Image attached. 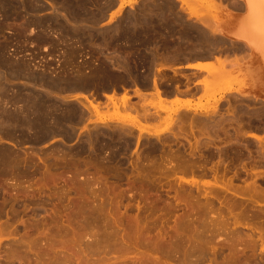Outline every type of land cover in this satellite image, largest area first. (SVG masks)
I'll return each instance as SVG.
<instances>
[{
	"label": "rangeland",
	"instance_id": "obj_1",
	"mask_svg": "<svg viewBox=\"0 0 264 264\" xmlns=\"http://www.w3.org/2000/svg\"><path fill=\"white\" fill-rule=\"evenodd\" d=\"M53 3H51V2ZM60 1V2H59ZM78 1V0H77ZM85 1V2H84ZM92 1V2H91ZM100 1H102V3L101 2H99V0H98V2H97V0H96V3H95V0L93 1V0H79L78 2H75L74 4H75V6H78V9H81V10H83V11H81V14L84 16H82L81 15V18H83V19H81V18H74V19H77L76 21L78 22L80 19H81V21H80V24H81V26H80V24H77V25H75L74 23L75 22H73V21H75V20H73L71 23H67L66 25H68L67 27H70L71 28V31H73V32H76L77 34H75V37L76 36H78V37H81L82 38V40L81 41H83V42H80L79 43V41L78 40H75L74 38H73V40H72V43L73 44H71L70 42L71 41H60L59 42V40L58 39H60L61 38V34H59L58 35V33H55V32H52L51 30H50V32L48 33V31H44V32H42V33H44L45 34V32L47 33V34H49L48 35V37H49V39L47 40V41H37L35 38H37L38 36H39V33L41 32L40 30H41V28H40V26H43V25H45V24H47V23H49V20L51 21H54V19H56V18H60V19H62V16L63 15H65V11H64V9L62 8L63 7V3L61 2V0H56V1H52V0H49V1H47V0H37L36 2H35V5H34V8L37 6L38 8H33L32 10H31V12L33 13V14H31V12L29 13V16H28V18L30 19V20H34V24L32 23V25H30L28 28H26V30H25V32H24V34L26 35V39H27V41H28V43L29 42H31V43H33L32 45L29 43H27V41L25 42V43H23L24 41L21 39V41L20 40H18L13 34L15 33V30H12V29H16V27L15 26H17V24L20 22L19 20V22L18 21H16V20H12V19H9V20H7V23H9V24H7L6 23V20L4 21V19L2 20L1 18H0V23L2 24V26L4 27V30H6V31H4L3 30V32H1L0 33V41H2V43L0 42V44L2 45V44H8L9 43V45H7L8 46V48H10V49H8L7 48V50H8V52H7V50H6V56L8 55L9 56V59H12V60H18L19 59V61L20 60H23V62H27V63H29L28 61H30V63L32 64H30V66H32V67H34L35 69H37L38 70V68L40 69V68H43V69H48L47 71L48 72H51L53 75H57V74H60L61 73V71H62V74L66 71V73L65 74H67V76H69V77H71L72 76V78L74 77V75H73V73L75 74V75H77L76 77L78 78V77H81L82 76V74H84L85 76L86 75H88L87 77H89L88 79H90V80H92L93 79V81L94 82H104V80H105V82H107L108 80L109 81H112V79L114 78H117V77H119L118 79H120L121 78V80L122 81H120V85L122 86V88L120 87V85L118 84L116 87H117V90L115 89V95H114V97L117 95V97H119V95H120V97H122V95H123V93L124 92H127V95H128V97L129 96H131L130 98H132V99H130L129 98V101H130V103H132L131 105L133 106V105H135V104H137L138 102L140 103L141 102V100L143 101V99L144 98H141V97H145V96H143L146 92H147V90H148V92H150V93H152L153 91H154V93L157 91V90H159V89H161V90H163L164 88V90H166V88H167V91L168 92H160V90H159V93H164V94H162V96L163 97H166V98H168V96L170 97L171 95H170V93H173V90H174V87L176 88V87H178L179 88V90L180 91H185V89L188 91H186L189 95V97H191V98H189L188 100V103H187V100H185V102L184 101H182V104H180V103H177V102H173V100H170L169 98V100L168 99H166V101H163L164 102V104H162V105H164L165 106V109L167 110L168 108L169 109H171V108H173L171 111L168 109L167 110V114H169V115H163V113L165 112L166 113V110L165 111H163L164 110V107L163 106H160V104L158 103V105L157 104H155V107H153L154 106V104H151V100L152 99H150V98H147V100H149L148 101V104L150 103V106H152V107H150L147 103V105H146V108H148L147 110H149V111H147V113H148V115H146V117L147 116H149V117H147L148 118V121H147V124H145L146 123V121L145 120H147V118H145V117H143L142 116V114H143V111H144V109L142 110V108H145V106L143 105V103H144V101L145 102H147V100H145L144 99V101H143V103L141 104L142 105V108H141V106H140V104L138 103V105H139V107L141 108H139V107H137L138 108V110H142V112L140 111V113H141V121L142 120H144V121H142V124L143 125H147V128H146V130L149 128V129H151V130H148L149 132H152V133H149L148 131H146V130H144L143 132H142V134H143V136L142 137H140L142 134H141V132H139L138 131V129L136 130V128L133 126V130H131V131H126L125 133H123V135H122V139H121V135L120 134H122V132H124L125 130H126V128H127V126L128 127H132L131 126V122L129 121L130 119V117H132V116H135L136 114L135 113H137V112H133V110H132V113H134V114H132V113H130V112H125L124 110H122V108H118V109H116V110H114L115 108L113 107V104L111 103L112 101L110 100V96L111 97H113L112 95H113V93H114V90H113V88L112 87H109V89L108 88H106V90L105 89H102V90H100L99 92H98V94H99V96L97 97V100H95L96 99V97L94 96V102H93V100H92V98H91V96H89V93H91L92 92V90L94 91L95 89H90V90H74L73 92L71 91L70 93H69V95H68V93H66V94H61V95H67V96H72V97H74V96H76L77 97V99L78 100H83L84 102H85V104L87 103L88 104V106L92 109V104L90 105V102L91 103H93V105H97V104H101V106L102 105H104V106H102V107H99L100 108V111L101 112H98V113H101L100 115H98L97 113H96V116L94 115V117H96V118H94V117H92V119H89V120H85V121H83L84 122V124L82 123V124H80L81 125V130H79L80 129V126H78V130H76V131H78V132H76L77 134H79V133H85L84 131L90 126V128H88L86 131L89 133V132H91L92 130H90L91 128H93L94 127V124L95 123H93V122H96L97 124L98 123H100V124H98V126L97 125H95V127H94V130L93 131H95V128H96V130H99V129H101L100 130V132H101V137H102V139L104 140V144L106 145H108V144H111V146L113 145H118V146H123L122 147V149L123 150H121L120 151V153H122V155H120V153H119V156H118V160L117 161H112V163H108V162H106V160H105V162L106 163H104V162H102V160H92V159H88V157H87V154H83V155H85V158L84 157H82L83 159H84V162H83V166H84V169L86 168H90V166H91V168L90 169H92V170H95V167H93L95 164L97 165V166H99L100 164L99 163H101V169H108L107 171L108 172H110L111 170V172L110 173H112L113 172V170L114 169H118V170H121L122 172H119L118 170H114V171H116V172H113V174H116V173H118L119 172V175H112L111 177L112 178H110V173H109V175H107L105 172H107V171H105L104 172V169L103 170H99L100 168V166L99 167H97L96 168V170L94 171L95 173H93V171L92 170H86V171H84L83 173H82V176H77L76 178L74 177V176H71V174H69L70 172H71V169L70 168H72L73 167V165H74V163H76V162H74V163H71V166L69 167V168H67L68 167V164H70L69 162L67 163V166H63V164H62V167H60V168H58L57 169V171L59 172V173H57V176L58 177H60L59 176V174L62 176V178H61V180L60 179H56L57 177L56 176H54V175H56V173H55V169H54V166H52L53 164V160L51 159V161H50V157L52 158V152H53V146H56V145H60L61 144V142H62V144H61V146H63V147H68L67 149L68 150H71V149H74V146L76 147V145H77V143L79 142V140H78V136H76V137H73L72 139H70L69 141H68V144H67V141L65 142V141H63L60 137H57L58 139H55V138H51L50 137V139H44L41 143L39 142V143H33V145H32V142H30V141H27V143H26V141H22L23 143H20L19 142V144H18V142H16V141H14L13 140V142H12V140H9V139H3V141H2V139H0V147L1 146H3V147H1L0 148V150L2 149V151L4 150V152H7V153H10L11 151V153H12V155H14V156H16V154L17 155H20V156H18L19 158H22V159H24V158H26V156L28 155V154H31L32 152V154H34V151L36 152H38V150H39V153H35V156H37L36 154H38V158L37 157H33L34 155H32L31 157L32 158H30V156H29V158H30V164L29 163H27V165H25L24 166V162H22V164L23 165H21L22 166V168L21 169H25V171L28 173V174H25V172H23L24 174H22L21 175V173L20 174H18V176L16 177L17 179L19 178V180H20V184L18 183L19 181H14V179L15 178H13V177H11V176H13L14 174L9 170V169H7V167H5V170H4V167L3 166H1L0 168H2V170H0V174H2L3 172H5L4 173V175L6 176V175H8V177L6 178V177H4L3 176V174L2 175H0V196H1V198H0V210H2V211H0L1 212V214L0 215H2V216H0V261L2 262L3 260H6L7 259V256L9 257L10 256V254L12 255V253L14 252V253H16L17 251H18V249H17V251L15 252V251H13L14 249H16V245L18 244V246H19V243H20V245H22V247H20L21 248V251L19 250L18 251V253H17V255H16V257H18V262H20L19 260L20 259H22L21 260V262L20 263H16L17 261L15 260V259H17V258H15L13 255L11 256L13 259H14V261H13V263L14 264H21V263H23V264H36L35 262H45L46 261V258H50V261H49V259H47L48 260V262H50L49 264H57V262L56 261H54V260H57L58 261V258L57 257H59L60 255H63V254H66L67 252H66V248H67V250H68V252H69V256H72L73 258H71V257H68L67 258V261L65 262L64 261V264H72L73 262L72 261H74V263L75 264H112V263H115V264H118V262L120 261V262H122L123 264H125L126 262L127 263H134V264H142V262L141 261H143V264H144V262H146V260H148L149 261V263H150V261L153 259L152 257H154V260L156 259L157 261L159 260V261H162V263L161 262H159V264H164V261H165V264H166V262H167V264H177V262L175 263V262H173V259L176 257L177 258V256L178 255H183V253H181L182 252V250H181V252H180V254L179 253H174V249H171L172 247H171V245L172 244H174L173 243V238L174 237H178L179 235H177V234H179V233H177L178 231H179V229L181 230L182 229V226L184 225L183 223L185 222V220L186 219H188L189 217H190V212L188 213V210H186V207L185 206H187L186 204H185V202H187V203H190L189 204V206L190 205H192L193 204V206H192V208L194 209V210H196L197 208L196 207H200L199 209L200 210H198L197 209V211H194V212H200L201 213V208H203V210L205 209V211H206V209H208V206H206L205 207V205L204 206H202V204L204 203V201L205 202H207V203H205V204H209L210 202L209 201H207V200H209L210 199V201L212 200L213 201V203H214V200H215V203L214 204H216L217 202L219 203H221V202H223L224 200H227V198L228 197H230L229 196V194H226L224 191H220L219 190V192L217 193V191H218V189L217 188H219L220 186H222V185H220V182L222 183V182H230L229 184H231V186L233 187V185H232V183L231 182H233V184H234V188H235V185H237L238 186V188H239V186H240V191H241V187H242V190L243 191H241V194H239L238 192H240V191H238L237 189H235L234 190V188H232L230 185V187H231V189L229 188V190H231L232 192L234 191V192H236V198L234 197V200L233 199H230L229 201L227 200L226 201V203L228 204L229 202H231V203H229L230 205H231V207H232V204H235L236 206L235 207H238V210H236V208H234V205H233V209H234V213H236L237 211H239V210H241V211H244V213H243V215H245L246 216V218L244 217V220L243 221H241V223H245V224H247L248 225V227L250 228L251 227V229L253 228V230L252 231H254V232H252V237L254 238H252L253 240L252 241H249V239L247 240V237H245L246 239L243 241V239L242 238H238L237 237V235H235L234 236V234H235V231H234V234L232 233L231 234V232H233L232 230H233V228H231L232 226H233V222H232V220L234 221V219L233 218H230V216H229V214H228V217H225V218H227V222H228V224H227V227H230L231 225V227L228 229L227 228V230L229 231V233H227L228 231L226 230V228H224L223 227V229L225 230H222V231H224V232H222L221 231V229L219 230V232L218 231H216V233L218 232V235L214 232L215 231V228L213 229V232H214V234L215 235H213V236H216V237H213L212 235H207V236H210V237H213V238H215V240H213L212 242H211V244L214 246V245H217V246H215L216 248L218 247V246H221L222 244V248H223V246H224V248L222 249L221 247H219V251H216L215 250V247H214V249H213V253L216 251L217 253L219 252V255L215 252L214 253V255L215 254H217V257L218 258H220V259H215V258H217V257H215L214 256V260H213V262H214V264H216V263H218V264H223V263H220V262H222L223 260H222V258L224 259V253H227L228 254V252H225L226 251V247H228V246H225V245H227L228 243V240L229 239H233V241L236 239V238H238L237 239V242H235V243H237L236 245V247L238 248V250L237 251H239L240 249H239V247L242 245V247H240V248H244L242 251L243 252H245L246 251V254L248 255V257H247V255H246V258H245V253L243 254L242 252H240L242 255H244L243 257H242V255L239 253V252H237V254L239 253L240 254V256L244 259L245 258V260H247L248 261V258H250L249 259V262H245L243 259H242V261L244 262L243 264H247V263H249V264H264V242L261 244V242H262V240H256V239H260V235L262 234L260 231H262V230H264V143L262 142V143H259V142H257L256 140V130H255V126H256V121H257V115H256V102H254V101H252V100H250V99H247V98H244L243 96H241V95H239V94H235V93H231V95L230 94H228L227 96L226 95H223L224 93H225V91H226V89H224V88H222V87H220V88H218L216 85H217V80H213L212 79V81H214V83H212L211 84V87L209 86L210 84V82H206L204 85H203V89L201 90V89H197V90H195L194 91V88H192L193 86H192V82H193V80L195 79V77L190 73V72H187V71H181V70H177V66H179V65H182L188 58H191V56H193L194 54H198V53H202V52H200V50L202 51L203 50V46L201 47V45L196 41V39H198V31H199V29L197 28V27H195V26H193V24L191 23V21L190 20H186V19H184L182 16H180V14H178V6H177V2H175L174 0H148L147 2H145V0L143 1H141V2H137L136 0H132V1H129V2H125V1H123V2H121L120 4H118V0H100ZM113 1H116V3H114ZM136 1V2H135ZM55 2H58L57 3V5H56V3ZM106 2H108L107 3V5L105 4ZM135 4V5H130V6H132L131 8H125V6L124 5H129V4H133V3ZM144 2L146 3V4H144ZM152 2V3H151ZM161 2V3H160ZM168 2V3H167ZM38 3V4H37ZM51 3V4H50ZM61 3V4H60ZM112 3V4H111ZM114 3V4H113ZM151 3V4H150ZM42 4V5H41ZM80 4V5H79ZM88 4H91V5H88ZM93 4V5H92ZM97 4V5H96ZM99 4V5H98ZM105 4V5H104ZM109 4V5H108ZM111 4V5H110ZM141 4V5H140ZM153 4V5H152ZM157 4H158V6H157ZM161 4V5H160ZM50 5H52V6H50ZM55 5V6H54ZM59 5H60V7H59ZM86 5V6H85ZM96 5V6H95ZM100 5H102V6H100ZM112 5H113V7H112ZM157 7H156V6ZM160 5V6H159ZM56 6H58V7H56ZM62 6V7H61ZM91 8H89V7ZM99 6V7H98ZM105 6L107 7L108 6V8H105ZM165 6V7H164ZM56 7V8H55ZM103 7V8H102ZM112 7V8H111ZM120 7H122V8H120ZM150 7V8H149ZM168 7H170V8H168ZM61 8L63 9L62 11L64 12H62L61 11ZM98 8H99V11H98ZM139 8V9H138ZM158 8V9H157ZM160 8V9H159ZM38 11H37V10ZM42 9V10H41ZM95 9H97V10H95ZM121 9V10H120ZM153 9V10H152ZM174 9V10H173ZM33 10H35V12L33 11ZM104 10V11H103ZM101 11V12H100ZM104 13H103V12ZM168 11V12H167ZM96 12H97V14H96ZM154 12V13H153ZM156 12V13H155ZM35 13V14H34ZM88 15H87V14ZM99 13V14H98ZM103 13V14H102ZM144 13V14H143ZM146 13V14H145ZM159 13V14H158ZM93 14V15H92ZM166 14V15H165ZM31 15H33L34 17H32ZM53 15V16H52ZM55 15V16H54ZM59 15V16H58ZM95 15H98L97 17H95ZM101 15H103V16H105V17H103V16H101ZM126 15V16H125ZM131 15V16H130ZM178 15V16H177ZM61 16V17H60ZM86 16H90L91 18L90 19H86L87 17ZM101 16V17H100ZM122 16V17H121ZM160 16V17H159ZM162 16H163V19H162ZM169 16V17H168ZM50 17V18H49ZM93 17H94V19H93ZM98 17H99V19H98ZM124 17H126V18H124ZM137 17V18H136ZM33 18V19H32ZM36 18V19H35ZM40 18V19H39ZM54 18V19H53ZM102 18V19H101ZM173 18V19H172ZM175 18V19H174ZM21 19V18H20ZM37 19H39V20H37ZM48 21H47V20ZM144 19V20H143ZM12 20V21H11ZM22 20V19H21ZM82 20H85V21H82ZM92 20V22H94L93 24H91L90 23V21ZM93 20H95V21H93ZM124 20V21H123ZM128 22H127V21ZM143 20V21H142ZM172 20V21H171ZM181 20V21H180ZM184 20V21H183ZM17 23H15V22ZM41 21H42V23H41ZM51 21V22H52ZM96 21H97V23H96ZM133 21V22H132ZM140 21V22H139ZM161 21V22H160ZM173 21H175V22H173ZM178 21H179V23H178ZM13 22V24L12 25H10L11 23ZM35 22H36V24H35ZM39 22V23H38ZM45 22V23H44ZM47 22V23H46ZM132 22V23H131ZM147 22H149V23H147ZM157 22V23H156ZM167 22V23H166ZM173 22V23H172ZM190 22V23H189ZM4 23V24H3ZM15 23V24H14ZM44 23V24H43ZM96 23V24H95ZM126 23V24H125ZM159 23V24H158ZM72 24V25H71ZM156 24V25H155ZM6 27H5V26ZM35 25V26H34ZM39 25V26H38ZM127 25V26H126ZM129 25V26H128ZM132 25V26H131ZM183 27H182V26ZM9 26V27H8ZM76 26V28H78V29H76V28H74ZM79 26V27H78ZM85 26V27H84ZM133 26H134V28H133ZM40 29H39V28ZM83 27V28H82ZM114 27H115V29H114ZM12 28V29H11ZM29 28H31L30 30H32L31 32H29ZM35 28H36V30H35ZM74 28V29H73ZM88 28H89V30H88ZM146 28V29H145ZM156 28V29H155ZM172 28V29H171ZM181 28V29H180ZM186 28V29H185ZM73 29V30H72ZM76 29V30H75ZM80 29H83L84 30V32H83V30L82 31H80ZM92 29H93V31H92ZM95 29H96V31H95ZM110 29H111V31H110ZM113 29H114V31H113ZM117 29H119L118 31H116ZM149 29V30H148ZM158 29V30H157ZM169 29V30H168ZM183 29V30H182ZM78 30H79V32H78ZM85 30H87V31H85ZM98 30V31H97ZM100 30V31H99ZM135 30V31H134ZM149 31V33H148V31ZM191 30V31H190ZM26 31L27 32H29V33H26ZM90 31V32H89ZM103 31H105L104 33H103ZM108 31V33L110 34V32H111V34L109 35L108 33H106ZM130 31V32H129ZM132 31V32H131ZM137 31V32H136ZM167 31V32H166ZM73 32H72V34H73ZM85 32H87V33H85ZM135 32H136V34H135ZM143 32L145 33L146 32V34L144 35L143 34ZM158 32V33H157ZM171 32V33H170ZM187 32V33H186ZM13 33V34H12ZM36 33V34H35ZM42 33H40V35L42 34ZM52 33V34H51ZM79 33H81V35H78ZM91 33V34H90ZM97 33H99V34H97ZM120 33V34H119ZM134 33V34H133ZM141 33V34H140ZM148 33V34H147ZM23 34V35H24ZM34 34V35H33ZM56 34V35H55ZM108 35V36H106V35ZM113 34H116V35H113ZM124 34H126V36H124ZM132 34V35H131ZM142 34H143V40H141L142 38ZM157 34V35H156ZM176 34V35H175ZM195 34V35H194ZM31 35V36H30ZM36 35V36H35ZM53 35H55V37L53 36ZM90 35V36H89ZM93 35V36H92ZM113 35V36H112ZM135 35V36H134ZM162 35V36H161ZM183 35H185L186 37H184ZM51 36H53V37H51ZM72 36H74V35H72ZM89 36V38H90V40H92V38L94 37V36H96V37H94L93 38V41L95 40L96 42H93V41H90L89 40V38H87ZM101 36H105L104 38L103 37H101ZM113 38H112V37ZM115 36V37H114ZM119 36H121V37H119ZM131 36H132V38H133V41H132V38H131ZM136 36H137V38H136ZM138 36H139V40H138ZM141 36V37H140ZM176 36V37H175ZM30 37L32 38V40H33V38H34V40H33V42L31 41V39H30ZM57 37H59L58 39H57ZM101 37V38H100ZM156 37V38H155ZM174 37V38H173ZM188 37V38H187ZM195 37V38H194ZM52 38V39H51ZM55 38V39H54ZM87 38V39H86ZM101 40H100V39ZM111 39V40H109L108 41V39ZM121 38V39H120ZM134 38H136L135 40H134ZM146 38V39H145ZM152 40H151V39ZM158 38H159V40H158ZM177 39V41H176V39ZM184 38V39H183ZM190 38V39H189ZM53 39H54V41L56 42H54V46H53V43L52 42H50V41H53ZM97 39V40H96ZM99 39V40H98ZM117 39V40H116ZM120 39V42L121 43H118L119 40ZM131 39V40H130ZM145 39V40H144ZM150 39V40H149ZM156 39H157V41H156ZM165 39L166 40H168V41H165ZM183 39V40H182ZM4 40V41H3ZM5 40H6V42L7 43H4L5 42ZM15 40V41H14ZM50 40V41H49ZM74 40H75V42L76 43H74ZM84 40H87V41H84ZM89 40V41H88ZM149 40V41H148ZM99 41V42H98ZM105 41H107V43H104ZM116 41H117V43H116ZM130 41H131V43H130ZM149 43H148V42ZM171 41V42H170ZM175 41V42H174ZM20 44H19V43ZM43 42H45V43H43ZM58 42V43H57ZM63 42V43H62ZM64 42H66V43H64ZM87 43V45H86V43ZM135 44H134V43ZM146 42V43H145ZM218 42V43H217ZM217 48L219 47V48H221L222 46H223V44H222V42L220 43V41H218L217 40ZM17 45H16V44ZM23 43V44H22ZM42 43V44H41ZM71 45H70V44ZM81 43H83L82 45H81ZM92 43V44H91ZM111 43V44H110ZM113 43V44H112ZM116 43V44H115ZM123 43V44H122ZM28 44V45H27ZM36 44V45H35ZM74 44H76L75 46H74ZM78 44V45H77ZM89 44V45H88ZM96 44V45H95ZM106 44H109V46L111 47V50H110V47H108V45H106ZM119 44H121V45H119ZM126 44H128V45H126ZM149 44V45H148ZM152 44V45H151ZM157 44H159L158 46H156ZM197 44V45H196ZM18 45H20V46H18ZM26 45V46H25ZM47 45V46H46ZM51 45V46H50ZM58 45V46H57ZM66 45V46H65ZM68 45H69V47L70 46H72L73 48L75 47V49H76V51L77 52H75L74 53V51H70V50H73V48L72 49H69V47H68ZM87 47H86V46ZM90 45H91V47H90ZM94 45V46H93ZM106 45V46H105ZM116 45V46H115ZM118 45V46H117ZM140 45V46H139ZM146 45V46H145ZM153 45H154V47L156 48V47H158V48H156L155 50H156V52L153 50ZM165 45V46H164ZM172 45H174V46H172ZM220 45V46H219ZM16 46V47H15ZM25 46V47H24ZM84 46V47H83ZM121 46V47H120ZM124 46H125V48H124ZM144 46V47H143ZM148 46V47H147ZM160 46V47H159ZM163 46V47H162ZM182 46V47H181ZM196 46V47H195ZM199 46V47H198ZM19 47V48H18ZM21 47V48H20ZM24 47V48H23ZM30 47V48H29ZM48 47H50V48H52V49H48ZM53 47L55 48V50H56V48L58 47V49L55 51L54 49H53ZM61 47V48H60ZM66 47H68V48H66ZM79 47L82 49H80V51H82L81 52V54H80V52H78L79 50ZM102 47V48H101ZM106 47H108V48H106ZM115 47V48H114ZM123 47V48H122ZM132 47H133V49H132ZM136 47H139V48H136ZM150 47H151V49H150ZM173 47V48H172ZM176 47V48H175ZM195 47V48H194ZM23 48V49H22ZM99 48H100V50H99ZM103 48H104V50L105 51H103ZM113 48V49H112ZM131 48V50L129 51V49ZM142 48V49H141ZM165 48V49H164ZM219 48H218V50H219ZM19 49H20V51H19ZM62 49V50H61ZM69 50L70 51V53L73 55L74 54V57L73 58H71L72 57V55L69 53V51H67V50ZM74 49V50H75ZM86 49H87V51H88V53L86 52ZM90 51H89V50ZM95 49H97L96 51H95ZM102 49V50H101ZM107 49V50H106ZM118 49V50H117ZM121 49H122V51H121ZM126 49H128L127 51H126ZM136 49H138V50H136ZM144 49V50H143ZM146 49V50H145ZM162 49V50H161ZM186 49H187V51H186ZM50 50H51V52H50ZM66 50V51H65ZM84 50V51H83ZM95 51V53H94V51ZM108 50H110L111 51V53H110V51H108ZM115 52H114V51ZM134 50V51H133ZM137 52H136V51ZM141 52H140V51ZM151 50V51H150ZM172 50V51H171ZM184 50V51H183ZM12 51V52H11ZM17 51V52H16ZM63 51L64 52H66L65 53V57L63 56L64 55V53H63ZM116 51H118V53L116 52ZM149 51H150V54H149ZM153 51V52H152ZM161 51H162V53H161ZM167 51V52H166ZM220 51V50H219ZM34 52V53H33ZM37 52V53H36ZM73 52V53H72ZM102 52H104V53H106V54H104V53H102ZM114 52V53H113ZM121 52H123V53H121ZM126 52V53H125ZM127 52H129L128 54H127ZM132 52V53H131ZM136 52V53H135ZM152 52V53H151ZM187 52V53H186ZM189 52V53H188ZM194 53V54H191V53ZM198 52V53H197ZM15 53V54H14ZM19 53V54H18ZM68 53V54H67ZM79 53V54H78ZM84 53V54H83ZM108 53V54H107ZM135 53V54H134ZM143 53V54H142ZM63 54V55H62ZM69 55V56H71V57H68V59H67V55ZM77 56H76V55ZM85 54H87L86 56H87V58H89L90 60H88L87 58H86V56H85ZM89 54V55H88ZM91 54H92V57L90 58L89 56H91ZM101 54H102V56H101ZM109 54H110V56H109ZM113 54H115V55H113ZM116 54L121 58V55H122V58L121 59H123V60H120V58H118V56L116 57ZM121 54V55H120ZM133 55V56H131V55ZM142 54V55H141ZM152 54V55H151ZM161 54V55H160ZM177 54V55H176ZM189 54L191 55L190 57H189ZM13 55H15V56H13ZM38 55V56H37ZM78 55H81V56H78ZM104 55H108L109 56V58H108V56L105 58V56ZM126 55H128V56H126ZM141 55V56H140ZM147 55V56H146ZM154 55V56H153ZM164 55V56H163ZM179 55V56H178ZM185 55V56H184ZM11 56V57H10ZM35 58H34V57ZM40 56H41V58H40ZM95 56V57H94ZM115 56V57H114ZM127 58V61H125V62H127V64L124 62V60H126V58ZM135 56V57H134ZM152 56V57H151ZM157 56H159L160 58H159V60H158V57ZM163 56V57H162ZM166 56V57H165ZM14 57H15V59H14ZM19 57V58H18ZM113 57H114V59H113ZM124 57V58H123ZM129 57H134V58H129ZM168 57V58H167ZM186 57H187V59H186ZM64 58H66V60L64 59ZM69 58H71V59H69ZM74 58H75V60H74ZM99 60H98V59ZM111 58V59H110ZM116 58V59H115ZM138 58V59H137ZM140 58V59H139ZM143 58V59H142ZM149 58V59H148ZM157 58V59H156ZM59 59V60H58ZM91 59H93L92 61H94V62H92V64H93V66L94 65H96V66H94L95 68L97 67H99L98 69L96 68H91V66H92V64L90 65V63H91ZM97 59V60H96ZM101 59V60H100ZM106 59V60H105ZM136 59V60H135ZM161 59V60H160ZM163 59H165V60H163ZM25 60V61H24ZM71 61V64L73 65V63H75V61H76V64H74V67L77 65L78 67L75 69L73 66L71 67V64H70V61ZM85 60V61H84ZM109 60H110V63L112 64V65H114V67L112 66V65H110V63H108L109 62ZM114 60V61H113ZM115 60H117V62L118 63H114V62H116ZM131 60V61H130ZM134 60V61H133ZM157 60V61H156ZM45 61V62H44ZM47 61V62H46ZM63 62V64L65 63V65L63 66V64H62V62ZM66 61V62H65ZM74 61V62H73ZM87 61V62H86ZM96 61H99L98 62V64L100 65V64H102V61L104 62V65H101V66H99L97 63H96ZM134 62V64H133V62ZM142 61V62H141ZM144 61V62H143ZM149 61V62H148ZM154 61V62H153ZM177 61V62H176ZM184 61V62H183ZM68 62V64H70V65H68V64H66ZM101 62V63H100ZM122 62V63H121ZM156 62V63H155ZM61 63V64H60ZM88 63V64H87ZM124 63V64H123ZM140 63V64H139ZM160 63V64H159ZM172 63H174V65L172 64ZM176 63V64H175ZM36 64V65H35ZM60 64V65H59ZM79 64H80V66H79ZM108 66H107V65ZM120 64V65H119ZM156 64H158V65H156ZM167 64V65H166ZM171 64V65H170ZM35 65V66H34ZM50 65V66H49ZM54 66V67H52V66ZM82 65H84V66H82ZM88 65V66H87ZM90 65V66H89ZM110 65V66H109ZM120 67V70H118L119 68H115V67ZM126 67H125V66ZM137 65V66H136ZM139 65H141V66H139ZM151 65V66H150ZM171 67H170V66ZM177 65V66H176ZM39 66V67H38ZM44 66V67H43ZM45 66L47 67V68H45ZM56 66V67H55ZM57 66H58V68H57ZM66 66L68 67V68H66ZM128 66V67H127ZM130 66H132L133 67V69H132V67H130ZM36 67H38V68H36ZM50 67V68H49ZM60 67L61 68H63V70H61L60 69ZM101 67V68H100ZM102 67H103V69H102ZM109 68V70H111L112 68V70H111V72L107 69V68ZM146 67H150V69H146ZM154 67H155V69H154ZM166 69H165V68ZM56 68V70H54ZM66 68V69H65ZM71 68H73V69H71ZM87 68V69H86ZM92 70H91V69ZM127 69V70H125L124 71V69ZM129 68H130V70H129ZM135 68V69H134ZM49 69H52V70H49ZM64 69H65V71H64ZM88 69L90 70L89 72H88ZM101 69V70H100ZM104 69H105V71H104ZM132 69V70H131ZM140 69H144L143 71L141 70L140 71ZM159 69V70H158ZM162 69H164V70H161ZM169 69V70H168ZM172 69V70H171ZM61 70V71H60ZM73 70V71H72ZM76 72H75V71ZM87 70V71H86ZM96 70V71H95ZM135 70V71H134ZM138 70V71H137ZM148 70H150V71H148ZM165 70H166V72H165ZM172 72H171V71ZM53 71H54V73H53ZM57 73H56V72ZM58 71H60L59 73H58ZM70 71H72V72H70ZM93 71V72H92ZM108 71V72H107ZM115 71V72H114ZM121 72V73H119V72ZM130 71V72H129ZM132 71V72H131ZM140 71V72H139ZM151 72V74L150 73H148V72ZM153 71H154V74H153ZM174 71H175V73H177V74H175L174 73ZM79 72V73H78ZM102 72V73H101ZM113 72V73H112ZM123 72V73H122ZM139 72V73H138ZM145 72H146V74H145ZM156 72V73H155ZM159 72H160V74H159ZM184 72V73H183ZM56 73V74H55ZM88 73V74H87ZM90 73H96V76H91V74ZM104 73H105V76H104ZM111 73V74H110ZM128 73V74H127ZM132 73L133 74V76H132V74L130 75V74ZM137 73V74H136ZM144 73V74H143ZM161 73H163V74H161ZM68 74H70V75H68ZM72 74V75H71ZM100 74V75H99ZM114 74H118V76L117 75H114ZM123 74V75H122ZM129 75V76H127V78L128 77H130L129 78V81H128V79L126 78V75ZM139 74V75H138ZM140 74L142 75V76H140ZM156 74V75H155ZM100 77H98V76ZM106 75H108V76H106ZM114 75V76H113ZM125 75V76H124ZM145 75V78L146 79H149V80H147L148 82H147V84H146V79L145 78H143V76ZM102 76V77H101ZM104 76V77H103ZM112 76V77H111ZM116 76V77H115ZM122 76V77H121ZM188 76V77H187ZM98 79H97V78ZM111 78V80H110V78ZM139 77V79H137ZM142 77V78H141ZM151 77V78H150ZM187 77V78H186ZM107 78H108V80H107ZM170 78V79H169ZM178 78H181V79H178ZM190 78V79H189ZM94 79H96V80H94ZM100 79V80H99ZM113 79V80H114ZM125 79V80H124ZM133 79H135L134 81H132ZM155 79V80H154ZM98 80V81H97ZM139 80V81H138ZM150 80H152V81H154V82H156L158 85H159V83L161 84V85H157V84H155L156 86H155V88H157V90H154L155 88L152 86L151 87V84H152V81H150ZM159 81V83L157 82V81ZM125 81V82H124ZM131 81H132V84H130L131 83ZM173 81V82H172ZM211 81V80H210ZM137 82V83H136ZM154 82H153V84L152 85H154ZM188 82H189V84H188ZM18 83V82H17ZM128 83L130 84L129 86H128ZM139 83H140V85H139ZM216 83V84H215ZM134 84V85H133ZM137 84H138V86L140 87L138 90L140 91V90H142L143 89V91L142 92H144L145 91V93H143V95H142V92L140 93V95H141V97H139L140 98V100H139V98H138V96H140V95H137V93H135V90L134 89H136L138 86H137ZM149 84H150V86H149ZM206 84H209V85H206ZM215 84V85H214ZM126 85V86H125ZM131 85H132V87H131ZM144 85H146V86H144ZM149 87H148V86ZM206 85V86H205ZM212 85H213V87H212ZM133 86L135 87L136 86V88H133ZM142 86V87H141ZM160 87V88H158V87ZM163 86V87H162ZM183 86V87H182ZM216 86V87H215ZM116 87H114V88H116ZM170 87V88H169ZM205 87H207V88H205ZM128 88V89H127ZM132 88V89H131ZM142 88V89H141ZM144 88H145V90H144ZM147 88V89H146ZM151 88H154L153 90L151 89ZM171 88H172V90H171ZM178 88H177V90H178ZM181 88H183L182 90H181ZM191 88V89H190ZM206 89V91H205V89ZM110 89H111V91L112 92H110ZM121 89V90H120ZM169 89V90H168ZM105 90V91H104ZM125 90V91H124ZM129 90V91H128ZM130 90H133V92L135 93H133L132 91H130ZM137 90V89H136ZM150 90H152V92L150 91ZM176 90V89H175ZM176 90V91H177ZM204 90V91H203ZM120 91H124V92H121V94H118V93H120ZM169 91H170V93H169ZM172 91V92H171ZM83 92V93H82ZM87 93V95H86V93ZM118 92V93H117ZM191 92V93H190ZM94 92H92L91 93V95L93 94ZM102 93V94H101ZM103 93H104V95H103ZM106 93V94H105ZM112 95H111V94ZM150 93H146L145 95H146V97H147V95H150ZM168 93V94H167ZM223 93V94H222ZM73 94V95H72ZM83 94V95H82ZM98 94H96V95H98ZM109 94V95H108ZM126 94V93H125ZM130 94V95H129ZM132 94V95H131ZM153 94V93H152ZM166 94V95H165ZM221 94V95H220ZM86 95V96H85ZM102 95V96H101ZM106 95V96H105ZM126 95V96H127ZM135 95L137 96V97H135ZM81 96V97H80ZM82 96H83V98H85V99H81L82 98ZM93 96V95H92ZM151 96V95H150ZM108 97V98H107ZM113 97V98H114ZM117 97H115V98H117ZM119 97V98H120ZM145 97V98H146ZM149 97V96H148ZM90 98V99H89ZM99 98V99H98ZM103 98V100H101ZM115 98H114V101L115 102H117L116 100H118V99H116L115 100ZM135 98V99H134ZM136 98H137V100H139V101H136ZM193 98V99H192ZM194 98H196V100L194 101ZM73 99V98H72ZM70 100V102H69V105H74V107L76 106V107H78V106H80L81 107V110H86V108H83V107H85L81 102H79L76 98H74L73 100ZM87 99V100H86ZM75 100V101H74ZM89 100H91V101H89ZM100 102H99V101ZM107 101L106 103H105V101ZM154 100V99H153ZM179 100V99H178ZM73 101H74V103L76 104H74L73 103ZM97 101V103H95ZM102 101H103V103H102ZM108 101H111L110 103H109V105L111 106V108H110V106H108V105H106L107 103H108ZM132 101H136L135 103H133ZM156 101V100H155ZM180 102H181V100H179ZM79 102V103H78ZM83 102V103H84ZM99 102V103H98ZM166 102H167V104H169L168 105V108H166L167 107V105H166ZM217 102V103H216ZM77 103L79 104V105H77ZM153 103H156V102H153ZM173 103V104H172ZM185 105H184V104ZM83 105V107H82V105ZM86 104V105H87ZM100 104H99V106H100ZM171 104V105H170ZM108 107H106V106ZM157 105V106H156ZM181 105H184V106H182V108H180L181 107ZM193 105V106H192ZM135 106H137V105H135ZM160 106V107H159ZM172 106V107H171ZM175 106H177V107H175ZM188 106V107H187ZM196 106V107H195ZM105 107H106V109H109V112H105L104 110H105ZM150 107V108H149ZM156 107H157V109L158 110H156V112H158L159 111V109L161 108V110L163 111V113H161L160 111V113L162 114H157L156 112H152V111H150V109H152V110H154V108L156 109ZM184 107V108H183ZM187 107V108H186ZM79 108V107H78ZM114 108V109H113ZM136 108V109H137ZM177 110H176V109ZM104 111V112H102V110ZM111 109V110H110ZM119 109H121V110H119ZM181 109V110H180ZM146 110V109H145ZM179 110L181 111V112H183V111H185L184 113L186 114H184V116L185 117H187V119H186V122H185V120H183V118H185V117H182L180 114H182V113H180V114H178V116H180V119L181 120H177L176 119V117H178L176 114L177 113H179ZM190 110V111H189ZM197 110V111H196ZM200 110V111H199ZM106 111H108V110H106ZM124 111V112H123ZM175 111V112H174ZM178 111V112H177ZM189 111V112H188ZM86 112H87V110H86ZM145 112V111H144ZM151 112V113H150ZM174 112V113H173ZM198 112H201V113H198ZM215 112V113H214ZM109 113V114H108ZM112 113V114H111ZM116 113V114H115ZM154 113V114H153ZM174 114V116H173V114ZM191 113H195V114H193V115H191ZM196 113H198V114H196ZM213 113V114H212ZM125 114V116H123ZM131 114V115H130ZM137 114H139V112L137 113ZM149 114H151V115H149ZM155 115V114H157L156 116H153V115ZM182 114V115H183ZM112 115V116H111ZM117 117H116V116ZM126 115H129V116H126ZM140 115V114H139ZM163 118L161 121H159L161 118H160V116ZM170 115H171V118H172V120L173 119H175V120H177L178 122H176L175 120H171L170 119ZM175 115H176V117H175ZM206 117H205V116ZM101 117V118H99V117ZM151 116H152V119H150L151 118ZM158 116H159V118H158ZM194 116H197L196 118L194 117ZM210 116V117H209ZM103 117V118H102ZM110 119H109V118ZM111 117H113V118H111ZM121 117V118H120ZM129 117V118H128ZM155 117V118H154ZM175 117V118H174ZM189 117H190V119L193 117L194 119V121L192 120H190L189 119ZM209 117V118H208ZM106 119V121L108 120V122L107 123H109V121H111V122H120L121 123V121L120 120H122V123L124 122L125 123V125H123V124H121V125H123V127L121 126V127H119L118 125L120 124H118V123H116V125L118 126V129L119 128H121V130H120V132L122 131V130H124V131H122L121 133L119 132V130H118V132L120 133V134H118V132H117V130H116V128H117V126L115 125V123H111L112 124V126H116V128H113V129H111V124H106V123H104L105 122V119ZM120 118V119H119ZM144 118V119H143ZM153 118L156 120V122L157 121H159L160 123H156L155 122V120H153ZM166 118V119H165ZM207 118V119H206ZM95 119H101L99 122H97V121H93V120H95ZM117 119H119V120H117ZM129 119V120H128ZM150 119V120H149ZM159 119V120H158ZM167 119H168V121H167ZM125 120V121H124ZM151 120H152V122H151ZM183 120V122H184V124L181 122ZM89 121H91V122H89ZM104 121V122H103ZM129 123V125H126V124H128L127 122ZM164 123H163V122ZM171 121V122H170ZM89 123H92V124H89ZM102 123H104V125L106 124V125H108V126H106V127H109V130H107L108 128H105V126L102 124ZM155 123V124H154ZM171 123H174V124H171ZM178 123V124H177ZM182 124V126H181V124ZM244 123V124H243ZM89 124V125H88ZM102 124V125H101ZM148 124H150V125H148ZM153 124V125H152ZM169 124H170V126L173 128V129H171V127H170V129L168 128L169 127ZM177 124V125H176ZM249 124V125H248ZM253 124V125H252ZM88 127H87V126ZM100 125V126H99ZM167 125V126H166ZM84 126H85V128H84ZM93 126V127H92ZM103 126V127H102ZM124 126L126 127V128H124ZM239 126V127H238ZM253 126V127H252ZM83 127V128H82ZM87 127V128H86ZM100 127V128H99ZM242 127V128H241ZM124 128V129H123ZM130 128H129V130H130ZM134 128H135V131H134ZM238 128H239V131H237L238 130ZM83 129H84V131H83ZM115 129V130H114ZM228 129V130H227ZM237 129V130H236ZM112 130V131H111ZM169 130V131H168ZM235 130V131H234ZM105 131V132H104ZM108 131V132H107ZM133 131V132H132ZM216 131V132H215ZM229 135V137H228V135L225 133V132ZM236 131H237V135L235 134L236 133ZM86 132V133H87ZM103 132H104V134H103ZM128 132H129V136H128ZM137 132V133H136ZM212 132H213V134H212ZM220 132V133H219ZM82 133V134H83ZM85 133V134H86ZM105 133L107 134V135H105ZM108 133H109V136H108ZM131 133V134H130ZM140 133V134H139ZM154 133V134H153ZM216 135H218V138H216L217 136H215V134ZM218 133V134H217ZM232 134V136H231V134ZM245 133V134H244ZM114 134V135H113ZM127 134V135H126ZM134 134V135H133ZM138 134V135H137ZM211 134V135H210ZM225 134V135H224ZM234 134H235V136H234ZM239 134L241 135V136H239ZM243 134V135H242ZM84 135V134H83ZM103 135V136H102ZM111 135V136H110ZM113 135V136H112ZM119 135V137H117ZM125 135V136H124ZM140 135V136H139ZM227 135V136H226ZM116 136V137H115ZM130 136H132V137H130ZM137 136H139L140 137V139L138 140V138L139 137H137ZM147 136V137H146ZM221 136V137H220ZM230 136H231V138H230ZM233 136H234V139H233ZM243 136V137H242ZM111 137V138H110ZM227 137H228V139H227ZM239 139H238V138ZM255 137V138H254ZM137 138V139H136ZM235 138H237L238 140H236ZM243 138V139H242ZM62 141H61V140ZM121 139V140H120ZM128 139V140H127ZM233 139V140H232ZM241 139V140H240ZM249 139V140H248ZM254 139V140H253ZM58 140H60V141H58ZM108 140V141H107ZM135 140V141H134ZM143 140V141H142ZM251 140V141H250ZM2 141V142H1ZM72 141V142H71ZM122 141V142H121ZM126 141V142H125ZM127 141H129V142H127ZM132 141V142H131ZM164 141H165V144H164ZM167 141V142H166ZM229 141H234V142H229ZM16 142V143H15ZM55 142H57V143H55ZM65 144H64V143ZM116 142V143H115ZM121 142V143H120ZM162 142H163V144H162ZM196 142H199V143H197L196 144ZM14 143H15V145H14ZM25 143V144H24ZM43 143V144H42ZM55 143V144H54ZM130 143V144H129ZM140 143V144H139ZM201 143V144H200ZM229 143V144H228ZM242 143V145H240ZM245 143V144H244ZM24 144V145H23ZM31 144V145H30ZM68 146H67V145ZM160 144V145H159ZM237 144V145H236ZM263 144V145H262ZM21 145V146H20ZM74 145V146H73ZM127 145V146H126ZM247 145V146H246ZM52 146V147H51ZM126 146V147H125ZM243 146V147H242ZM263 146V147H262ZM4 147H6L7 148V150L4 148ZM34 147H35V149H34ZM170 147H171V149H170ZM247 147V148H246ZM262 147V148H261ZM51 148H52V150H51ZM71 148V149H70ZM125 148V149H124ZM127 148V149H126ZM192 148H194L193 149V152H196L195 154L192 152ZM196 148V149H195ZM170 149V153H169V150ZM179 149H180V155H183V156H180L178 153H179ZM185 150L186 151V153L188 152V153H190V154H186V153H183L184 151L183 150ZM190 149V150H189ZM197 149H199V150H197ZM32 150H34V151H32ZM41 150H42V152H41ZM48 150V151H47ZM49 150H50V152H49ZM67 150V151H68ZM106 150V151H105ZM105 150L103 151L104 153H106L105 155H102V153L100 154V157L101 156H104L102 159H103V161H104V158L106 159V158H108L107 156H109L110 155V153H109V150H107L106 148H105ZM128 150V151H127ZM152 150V151H151ZM173 150V151H172ZM9 151V152H8ZM45 151V152H44ZM47 151V152H46ZM138 151V152H137ZM178 153H177V152ZM44 152V153H43ZM49 152V154L51 155V156H49V154H46V153H48ZM147 152V153H146ZM181 152H182V154H181ZM193 154H192V153ZM10 153V154H11ZM25 153V154H24ZM40 153L42 154H45V156H47L48 155V157L47 158H49V160H47V158L45 157V159H44V157H43V154H42V156L40 155ZM103 153V154H104ZM108 153V154H107ZM124 153V154H123ZM141 153V154H140ZM177 153V154H176ZM201 153V154H200ZM68 154H69V151H68ZM147 154V155H146ZM150 154V155H149ZM170 154V155H169ZM172 154V155H171ZM186 154V155H185ZM25 155V156H24ZM55 155V154H54ZM141 155V156H140ZM193 155V156H192ZM43 158V160H46V161H43L42 160V158ZM185 156H186V160H185V162L187 163V165H189L188 167H186L185 165H186V163H184V160H181L180 161V159H183V158H185ZM189 156V157H188ZM24 157V158H23ZM139 157V158H138ZM178 157H180V159H179V161L182 163H179L178 162ZM182 157V158H181ZM188 157V158H187ZM29 158H26L25 160H29ZM35 159V161H34V159ZM39 159V160H41L42 161V163H41V161H39L38 160V166H39V169H38V166L36 167V165H37V163H36V161H37V159ZM86 158H87V162H88V160L91 162H88L89 163V165L87 166V162H86ZM121 158H123L122 160H121ZM138 158V159H137ZM191 158V159H190ZM31 159H33V161L36 163V165H35V163L33 164V161L31 160ZM69 159V158H68ZM67 159V160H68ZM187 159H188V161H187ZM27 160V161H28ZM93 162H92V161ZM120 160H121V163H120ZM48 161H50V162H48ZM96 161H98V163L96 162ZM50 163V164H52V165H50V164H48V163ZM61 162V161H60ZM70 162H71V160H70ZM86 162V163H85ZM114 162V163H113ZM117 164H116V163ZM123 162H124V164H123ZM62 163V162H61ZM92 163H94V164H92ZM107 163L109 164V166H107ZM44 164H47V166L48 167H50L49 169H50V171H51V175L53 174V176H51L52 178L53 177H56V178H53V179H56V180H60L59 182H58V184H56V181L54 182V184L52 183V181H53V179H52V181H50V179H51V177H48V179H45V178H47V177H45L46 175L44 174V175H42L43 174V170H44V173H47L48 174V176H50L49 175V173H50V171H49V169H47L48 171H49V173H48V171L46 170V168H47V166L46 165H44ZM115 164V165H114ZM118 164H119V166H120V164L122 165V166H118ZM181 164V165H180ZM184 164V165H183ZM34 165H35V167H34ZM40 165H41V167H40ZM61 165V164H60ZM107 167H106V166ZM110 165H112V168L114 167V166H116V167H114L113 169L112 168H110V171H109V167H111ZM114 165V166H113ZM20 166V167H21ZM28 166H31V167H29V171H28ZM32 166L35 168V170H34V172H35V174L33 173V169H31L32 168ZM42 166H44V169H43V167ZM46 166V167H45ZM83 166H81V168L83 167ZM137 166V167H136ZM141 166H143V167H141ZM184 167L185 166V172H183V169H182V167ZM24 167V168H23ZM51 167H52V169H51ZM63 167H64V169H68V170H63L65 173H61V171H62V169H63ZM94 169H93V168ZM103 167V168H102ZM139 167H141L143 170H140L141 168H139ZM26 168H27V170H26ZM40 168H42L41 170H40ZM99 168V169H98ZM135 168V169H134ZM136 168H137V171H136ZM36 169H38V170H40V172L38 171V170H36ZM54 169V170H53ZM73 169H74V167H73ZM4 170V171H3ZM31 170V171H30ZM52 170H53V173H52ZM139 170V171H138ZM144 170H145V172L147 171V172H149V173H147V174H149V176H151L150 178H145L146 176L145 175H147V174H145V172H144ZM3 171V172H2ZM46 171V172H45ZM72 171H74V170H72ZM100 171H103L104 172V174H103V172H100ZM133 171V172H132ZM140 171H142V172H140ZM9 172H11L12 174H10ZM31 172V173H30ZM41 172H42V174H41ZM69 172V173H68ZM86 172H89V173H86ZM92 172V173H91ZM96 172H99V173H101V174H97ZM130 172V173H129ZM132 172V173H131ZM144 172V173H143ZM30 173V174H29ZM55 173V174H54ZM67 173V174H66ZM72 173V172H71ZM125 174V176H123L124 174ZM137 173H139V174H137ZM34 176H33V175ZM38 174V175H37ZM83 174L84 175H86L85 177H87V175H88V177H93V178H95L94 180L92 179L91 180V183H92V181H94L92 184L95 186V184H96V186L95 187H93V185H88L89 184V182H88V184H85L84 186H86V188L88 189L89 187L90 188H93V190H95V188L98 186V184L96 183L98 180H99V186H100V188L102 187V189H99L98 187L96 188V189H98L97 191L95 190L94 192H98L99 193V191L100 190H102V192H103V194L105 193V195H104V198L105 197H107V199L105 198H103L102 196H100L101 198H98V199H100V201L97 199V198H95V199H97V200H95V201H97L96 202V205H95V207L93 206L94 204H95V202H94V199H92L93 198V196L94 195H92V192H93V190H90L89 191V189L87 190L85 187H83L84 189V191H81L80 193H82V194H78V192H77V190L79 191V186H81L80 185V183H78V182H76V180H81V178L82 177H84L83 176ZM120 174H123L122 176L120 175ZM128 174V175H127ZM137 174V177L136 176H132V175H136ZM142 174V175H141ZM152 174V175H151ZM235 174V175H234ZM30 175V177H28ZM72 175H74V173H72ZM103 177V178H107V179H103L101 176ZM138 175H139V178L140 177H142L143 179H139L138 178ZM143 175H144V177H143ZM20 176H22V180L20 179ZM23 176H26V177H23ZM41 176H42V178L43 179H45L46 181L48 180L49 182H46L47 183V186L48 185H50V188L49 187H47L46 185H45V182L44 181H42L40 178H41ZM69 176H71L70 178L73 180V178L72 177H74L75 179V183H74V187L76 186V184H79V186H77L78 188H73V186H70V187H67L68 185L67 184H69L70 185V178H69ZM76 176V175H75ZM116 176H121V181H122V183L120 182L119 183V186H118V181H115L116 180ZM258 176V177H257ZM15 177V176H14ZM84 177V178H85ZM91 177L89 178V180L91 179ZM132 177H135V179L133 180L134 182L137 180H142L141 181V183H140V181H136L135 183L134 182H132ZM148 177V176H147ZM262 177V178H261ZM6 178V179H5ZM10 178H12V179H10ZM115 180H114V179ZM137 178V179H136ZM253 178H255V179H253ZM256 178H257V180H256ZM40 179V180H39ZM69 179V180H68ZM83 179V178H82ZM85 179H87V178H85ZM96 179H98V180H96ZM153 179V180H152ZM253 179V180H252ZM29 182H31V183H33L34 184V182H38V180H39V182H41L40 183V185H42V183L46 186H44V189H46V188H48L47 189V192H49L48 194H46L47 192L44 190V195L42 194V192L41 191H43V188L41 189V190H37V189H39V188H35L36 186H37V184H39V183H35L34 184V186H33V184H29L30 186H32L33 188H35L34 190H33V188H31L29 185V187L27 186L26 187V185L29 183ZM31 180V181H30ZM71 180V183H73V181ZM88 180V179H87ZM113 180H114V182H113ZM146 180H150V183H149V181H147V182H145ZM63 181H65V182H67L66 183V185H65V182L63 183ZM69 181V182H68ZM183 181V182H182ZM191 183L190 185H189V183ZM216 181H217V183H216ZM252 181H253V183H255L254 185H255V188H257L255 191H253L254 193H256V191H258V184L260 183L261 185H259V189L260 188H262L261 190H259L260 192H263V193H258V195L256 194V196L254 195V193H252V192H249V194L250 195H248V196H251V193L254 195V197H252V199H253V201H251L252 199H249V197H248V199H247V201H250V202H246V200H245V198H247V197H245V196H247L246 194H243V192L245 191H247L245 188H247V187H244V186H248V185H250L251 186V184H252V186H253V183H252ZM18 183V187H19V189L20 190H22L23 191V187H26L25 189H29L28 191H34V192H36V193H33L34 195H35V198H34V196H32L31 195V197L32 198H27L28 196H30V194H32L31 192L29 193V194H27L28 193V191L26 190V192H25V189H24V191L23 192H25V193H23L22 191H17V190H19V189H17V184L16 183ZM116 182H117V185H115L116 184ZM143 182V183H142ZM186 182V183H185ZM192 182H193V184H192ZM196 183V186L194 185L195 183ZM249 182H251L250 184H249ZM14 183L16 184V185H14ZM51 183H52V185H51ZM60 183H62V184H64V185H59ZM136 184V185H134V184ZM151 183H152V185H151ZM245 183H248L247 185L245 184ZM258 183V184H257ZM120 184H122V186L120 185ZM138 184H140V186L138 185ZM213 184V185H212ZM241 184V185H240ZM40 185H38V186H40ZM53 185H57V187L59 186V188H61L62 189V192H61V189H60V191L59 190H57V192L56 191H54V190H56V189H59V188H52V187H55V186H53ZM71 185H73V184H71ZM197 185H198V187H200V188H198L197 187ZM213 186L212 188L215 190V185L216 186H218V187H216V189L217 190H215L216 191V197H217V195H218V197L217 198H215V192H214V190L211 188L210 189V186ZM37 186V187H38ZM62 186L64 187H67V188H62ZM209 188V191H211L214 195H211V196H209V192H208V188ZM237 186H236V188H237ZM12 187H14V188H12ZM16 187V188H15ZM82 187V186H81ZM106 188V190H105V188ZM117 187L119 188V189H117ZM244 187V188H243ZM70 188H71V190H70ZM72 188L73 189H75L74 191L75 192H77V193H75V196L73 195L74 193V191L72 190ZM199 189V190H197V189ZM250 188V187H249ZM252 188V187H251ZM14 189H17L16 191L14 190ZM49 189H53L52 191L51 190H49ZM63 189H65V190H67V189H69L70 190V193L69 194H72L73 196H74V198L72 197L71 198V200L70 199H68V201H67V198H69V197H67V195H68V193H66L65 194V196L63 197L62 196V194L61 193H63ZM106 191V192H104V190ZM120 189H122V190H120ZM219 189H221V188H219ZM86 190H87V192H86ZM119 190L121 191L120 193H122L121 195H119L120 193H119ZM213 190V191H212ZM222 190V189H221ZM238 192H237V191ZM32 191V192H33ZM40 191V194H37L38 192ZM68 191V190H67ZM66 191V192H67ZM92 191V192H91ZM141 191V192H140ZM177 191H179V192H177ZM258 191V192H259ZM46 192V193H45ZM51 192H53V193H51ZM57 193L56 195H58V198H56V195H54L55 196V198H53L54 196L52 195V194H55V193ZM60 192V193H59ZM72 192V193H71ZM93 192V193H94ZM101 192V191H100ZM108 192V193H107ZM175 192H177V193H175ZM201 192H203V193H201ZM208 193V196H207V193ZM244 192V193H245ZM51 193V194H50ZM84 193L87 195V197H88V195H89V197H90V200L88 199V200H86L87 199V197H85L86 195H84ZM95 193V194H96ZM97 193V194H98ZM132 193V194H131ZM134 193V194H133ZM139 193V194H138ZM155 193H157V194H159V196L156 194L155 195ZM180 193V194H179ZM206 193V194H205ZM225 193V194H224ZM25 194V195H24ZM37 194V195H36ZM80 196V198L82 197V195H84V197H85V199L83 200L84 201V205H86L87 206V204H92V205H88L87 207V210L89 209L90 211H87L86 210V206H85V210H86V212H83V213H80V214H78V216L79 215H81V217L83 216V214L84 213H87L86 214V216H85V214H84V216L81 218V220L82 221H80V219H77V218H75V219H77V222L75 221V219H74V222H72V220H71V216L76 212V211H78V210H76V211H74V213H71L72 211H68L69 209H70V207H71V205H72V203H73V205L75 204V205H77L78 204V202L81 200L80 198H79V196ZM90 194H91V196H90ZM100 194V193H99ZM107 194V195H106ZM137 194V195H136ZM140 194L142 195V196H140ZM179 194V198L181 199V200H184V202H182V203H180V202H178V201H181L179 198H177V195ZM183 194V196H181ZM186 194V195H185ZM189 194H190V196H189ZM211 194V193H210ZM41 195V196H40ZM60 195V196H59ZM71 195V196H72ZM76 195L78 196V197H76ZM100 195H102V193L100 194ZM175 195H176V197H175ZM204 195H206V197L207 198H204ZM226 195H228V197L226 196ZM237 195H240V197L239 196H237ZM245 195V196H244ZM37 196H39L40 198H42V197H44V198H42V199H44V200H46L45 201V203H41L42 202V199H40V198H38ZM69 196V195H68ZM158 196V197H157ZM170 196V197H169ZM172 196V197H171ZM224 196H226V198L224 197ZM25 197H26V200H24L25 199ZM67 197V198H66ZM95 197V196H94ZM132 197H133V199H132ZM138 197L139 198H141V199H138ZM159 197L161 198L159 201H158V199H159ZM174 197H175V199L177 198V199H179L178 201H177V199L175 200L174 199ZM181 197H186L185 199H182ZM194 197V198H193ZM208 197H210L209 199H208ZM212 197H214L215 199H213ZM238 197H239V199H238ZM242 197H244V200H243V198ZM36 198L39 200V202H40V205H37V204H39V202H38V200L36 201ZM76 198H77V200H76ZM78 198H79V201H78ZM104 200H108V201H110V203L107 201V204L108 205H106V204H104V203H102V200L103 199ZM158 198V199H157ZM222 198H225V199H223V200H221L220 201V199ZM231 198H232V196H231ZM241 198V199H240ZM3 199H6L5 201H7L6 203H5V201L3 200ZM30 199V200H29ZM31 199H33L34 201H36V202H38V203H35L36 204V206H35V204H32V202H34V201H32ZM57 199H58V201H57ZM60 199H61V201H62V204L64 203H67L66 205H62L61 204V202H59L60 201ZM74 199V200H73ZM131 199V200H130ZM136 199L140 202V205H142V209L140 208L141 206L138 204L139 202H137L136 201ZM205 199H207V200H205ZM218 199H219V201H218ZM65 202H64V201ZM70 200V201H69ZM80 201V202H82L83 203V201ZM92 200V201H91ZM103 200V202H105L106 203V201H104ZM144 200V202L142 203V201ZM156 200V201H155ZM217 200V201H216ZM258 200V201H257ZM4 202V204H2L3 202ZM78 201V202H77ZM87 201V202H86ZM89 201V202H88ZM145 201L146 202H148V203H146V205L148 204V206H146L144 203H145ZM158 201V202H157ZM169 201V202H168ZM189 201V202H188ZM211 201V202H212ZM254 201H256V202H254ZM55 202H59L62 206H64V210L62 209V213L61 212H58L57 210H55V211H57L58 213H60V215H57L59 218H55V219H53L54 218V213H55V211H53L54 210V208L56 207V206H58L57 208L59 209V210H61V208H63V207H61V205L60 204H58V205H54V203ZM70 202V203H69ZM75 202V203H74ZM79 202V203H80ZM91 202V203H90ZM94 202V203H93ZM98 202H101L102 204L100 205V204H98ZM135 202V203H134ZM166 202V203H165ZM178 202V203H177ZM209 202V203H208ZM245 202H246V204H245ZM251 202H254L255 204H250ZM8 203H9V205H8ZM77 203V204H76ZM85 203H87V204H85ZM137 203V204H136ZM142 203V204H141ZM165 203V204H164ZM170 203V204H169ZM192 203V204H191ZM212 203V205H210L209 204V206H213L214 204ZM217 203V205L219 206V205H221V204H218ZM223 203H225V201L223 202ZM225 203V204H226ZM241 203H243V204H241ZM6 204V205H5ZM12 206H11V205ZM42 204V205H41ZM56 204V203H55ZM111 204V207H112V210L111 209H108L107 210V208H109L110 205ZM138 205V207L143 211V209L145 210V211H143V213L142 212H140L141 210L136 206V205ZM227 204H226V206H227ZM228 204V205H229ZM240 204L242 205V206H244V207H242V208H244V210H242L241 208L239 209V207H240ZM16 206L17 207V212L15 213L16 215H14V212L16 211V207L15 208H13L14 206ZM54 205V206H53ZM72 205V206H73ZM75 205L73 206V207H75ZM98 205V206H97ZM106 206V209L104 208V210H103V212H105V210H107V212H108V214H111L112 212L111 211H114L112 214H113V216H112V214L111 215H107V213H105V215L106 216H108L107 218L108 219H110V218H112L111 220H115V218L116 217H114V215L116 216V215H120V217L119 216H117V218H116V223L118 222V221H120V222H118L119 224L121 223V222H124L123 224H126V222H127V226L128 227H130V228H126V225H125V227H124V225H123V229L125 228L126 229V231H128V229H129V231H131V228H133L134 227V229L132 230L133 232H134V234L137 232V229L135 228L136 227V223H133L134 221L136 222H138V221H140V223L138 224V229L140 230L142 227L141 226H143L144 227V221H145V219L147 218L146 216L147 215H145V213H147L146 211H149V207H152L153 206V209H154V211H156V212H153L152 213V215L150 214L149 215V218L150 219H148V220H146L147 222H149V223H145V227H146V225H147V229H148V232H149V230H151V231H153L152 233H154V236H155V234H156V236H155V238L157 237V238H160L159 237V235L161 236V238H162V235L163 236H167V232H168V235L170 236L169 238L171 239V236L173 237L171 240H172V242H170V239L168 238V236H167V238H168V240H169V242H167V238L165 239V237H163L164 238V240H166V242L168 243L167 245H169V246H167V247H170L168 250H170L169 251V253L171 252L173 255L172 256H175L174 258L173 257H171V255L168 253V250L167 249H165L164 251H162L163 253H165V252H167L169 255L167 256V258L168 257H171L170 258V260L172 261L171 263L170 262H168L167 260H169V258L167 259V258H165L166 257V255H163L162 253V256H161V254H159L161 251H159V250H157V247L156 246H154L155 247V249H154V247H152L154 244H153V242L152 241H157V238H156V240H155V238L153 237V235H152V233H146V234H149L150 236H152V238H150V236L148 237L147 235H145V232L147 231L146 229H145V227L143 228L144 230H146L144 233H142V234H139L138 236H141V237H135V235L137 234H135V235H133L134 237H135V241L137 242H132V240H134V238L132 237V238H129L128 237V235L126 234V233H128V232H124L120 227H122V223L120 224V226H119V224L117 223H115V221H114V223H115V226L119 229H117L116 227H114V228H116L115 229V231H114V233H116V230H118L117 231V233L116 234H118L117 235V238H114V240H119V243L116 241V242H112V244L110 243H108L109 245H107V243H106V248L104 247V249H102V250H105L106 251V249H109L108 251H110V247H108V246H110V245H112L111 246V248H114V244L116 243V245L115 246H117V244H119V250H118V247H116V249H115V252L113 253V250L114 249H111L112 250V252L110 251V253L108 254L107 252H103V251H100L101 250V248H102V245H105V243H103L102 245L101 244H98V247H96L95 249L97 250V249H99V247H101L99 250H98V252L95 250H93L94 248L93 247H95V246H97V245H93V244H95V242L98 240V235L102 232V234H104L103 232L105 231V230H108L107 228V225L109 226L110 224L112 225V226H114L112 223V221L111 220H108L107 218H106V216H105V219H106V221L108 220L109 222H110V224H109V222H106V224H105V222H103V224H101L100 223V225L102 226L100 229H102L101 231H98V224H97V228H95V226H93L94 228V230L96 231V229H97V232H98V235H96L97 234V232L95 233V234H91L93 237V240L91 239V238H87L88 237V235H87V233L88 232H90L91 233V229H89L90 231H88V229H86V231L84 230V229H81V232H82V230H83V234L84 235H86V236H84V235H82V236H84V238L82 239V238H80V237H78L77 236V234L79 233V231L80 230H78L77 232H75V233H77L76 235H75V237L77 236V239L75 238V237H72V235H71V239H72V241H71V239H68L69 240V243H68V241L67 242H65L66 240H64V242L65 243H68V244H70L69 246V248H68V245H67V247H65L64 245H63V243H62V245H63V247L65 248H63L62 246V249H63V251H62V249H59V247H60V245H59V247L57 248V249H59L58 250V254H57V257H55L56 255H54V253L56 254L57 253V249L55 250V246H54V244L55 245H58V244H60L61 242H63L60 238H62V233L64 232V228L67 226L66 224H68L69 222V224L68 225H70L71 226V228H72V226L73 225H77L78 224V227H81L82 226V222L84 221V218H90V217H92V215L91 214H93V217H96V214H95V212H94V209H96V208H98V207H100V206ZM150 205V206H149ZM183 205H185V206H183ZM247 205V206H246ZM255 206L254 207V209L255 210H253V208H252V206ZM5 206V207H4ZM11 206V207H10ZM41 206V207H40ZM65 206H66V208L67 207H69V209L66 211V208H65ZM91 206V207H90ZM92 206H93V208H92ZM104 206V207H105ZM109 206V207H108ZM144 206H146V207H144ZM188 206V207H189ZM196 206V207H195ZM226 208V206L223 204V205H221V206H219L220 207V210L223 208V210H221V212L225 215L226 213H225V208ZM4 207V208H3ZM37 207V208H36ZM39 207V208H38ZM77 207V206H76ZM75 207V208H76ZM110 207V208H111ZM136 207H137V209H139L138 211L140 212V214H138V211H137V209H136ZM187 207V209H189ZM195 207V208H194ZM205 207V208H204ZM214 207H215V209H213L216 213H217V210H219V207H218V209L216 208V205H214ZM222 207V208H221ZM246 207V208H245ZM248 207V208H247ZM250 207V208H249ZM2 208V209H1ZM14 209V210H11V209ZM35 208V209H34ZM57 208H55V209H57ZM78 208H79V205H78ZM78 208H76V209H78ZM93 210H92V209ZM146 208V209H145ZM149 208V209H148ZM168 209V211H167V209ZM210 208V207H209ZM213 207H211V209H212ZM261 208H262V210H261ZM11 210L12 211V213L11 212H9L8 210ZM153 209H150V210H153ZM191 209V208H190ZM246 209V210H245ZM260 209V210H259ZM84 210V211H85ZM111 210V211H110ZM167 212H166V211ZM202 210V211H203ZM219 210V211H220ZM236 210V211H235ZM248 210V211H247ZM7 211H8V213H10V214H8L7 213ZM109 211L111 212V213H109ZM161 211H163V212H161ZM213 211V213H211L212 215H210L212 218V220L213 219H215L214 218V216H216L215 215V212ZM218 211V212H219ZM241 211H239V212H241ZM39 212V213H38ZM54 212V213H53ZM56 212V213H57ZM67 212H69V213H67ZM93 212V213H92ZM165 212V213H164ZM186 212V213H185ZM191 213L192 215L194 214L195 215V213ZM247 212V213H246ZM249 212V213H248ZM89 213V214H88ZM115 213V214H114ZM142 213V214H141ZM189 215H188V214ZM197 213V214H198ZM200 213L198 214V219L200 218L201 219V217L202 216H205L204 215V211H203V213H202V216L200 215ZM242 213V212H241ZM261 213V214H260ZM12 214V215H11ZM36 214H38V215H36ZM67 214H68V216H67ZM95 214V215H94ZM186 214V215H185ZM257 214V215H256ZM89 215H91V216H89ZM137 215L140 217V219L142 220V222H141V220L139 219V217L137 218ZM141 215H143L142 216V218H141ZM191 216L188 220L190 221V219H191V223H193L194 221H196L195 219H194V221H193V217H197V215L196 216ZM250 215V216H249ZM56 216V217H57ZM77 216V217H78ZM104 216V215H103ZM109 216H111V217H109ZM146 218H145V217ZM185 217V219H184V217ZM188 216V217H187ZM210 216H209V218H210ZM247 216L249 217V219H247ZM10 217H12V218H10ZM67 217H68V219H67ZM69 217H70V219H69ZM80 217V216H79ZM78 217V218H79ZM114 217V218H113ZM133 217H135V218H137V219H133ZM232 217V216H231ZM243 217V216H242ZM254 217V218H253ZM257 217V218H256ZM120 218L121 219H124V220H120ZM128 219V221H130L129 223L131 224V220L130 219H132L133 221H132V225H130V224H128V221H127V219ZM205 218V217H204ZM228 218L229 219H232V220H230V223H229V220H228ZM50 219H51V222H50ZM184 220V221H181V220ZM202 219H203V217H202ZM52 220H55L58 224H55V226L56 225H58V226H56V227H59L58 229H59V231L61 230V226H62V224H63V228H62V230L60 231V234H59V236L58 235H50L49 233H54L55 231H56V233H57V228L55 229L54 227V224L52 223ZM178 220H180L182 223H180L179 224V221ZM240 220H242L241 218H240ZM247 220V221H246ZM69 221V222H68ZM126 221V222H125ZM178 221V222H177ZM187 221V220H186ZM199 221V220H198ZM31 222L32 223H37V224H39V225H37L36 223H35V225L34 224H32V225H34V226H32L31 227ZM47 222V223H46ZM48 222H50V223H52L51 225H49L48 224ZM54 222V221H53ZM66 222H68V223H66ZM80 222V223H79ZM200 222V221H199ZM262 222V223H261ZM62 223V224H61ZM108 223V224H107ZM175 223H177V224H175ZM195 223H197V221L196 222H194L192 225L194 226V224ZM42 224V225H41ZM61 224V226H59ZM81 224V225H80ZM140 224H142V225H140ZM154 224V225H153ZM183 224V225H182ZM185 224H186V226L188 227V226H190V227H192V228H194L193 226H191L190 224H189V222L187 223V222H185ZM189 224V225H188ZM263 224V225H262ZM37 225V226H36ZM52 225H53V227H52ZM65 225V226H64ZM80 225V226H79ZM104 225H106V227L104 226ZM109 226V228H113L112 226ZM130 225V226H129ZM133 225H135V226H133ZM177 226V228H176V226ZM178 225L180 226V227H178ZM228 225H230V226H228ZM247 225H245V226H247ZM50 226V227H49ZM69 226V227H70ZM139 226H140V228H139ZM148 226H151V227H154V229L152 230V228L150 229V228H148ZM175 227V231H177L176 233V235H175V233L174 232H172L174 229V227ZM185 226V225H184ZM183 226V227H184ZM35 227H37V228H35ZM38 227H39V229H38ZM69 227H68V229L67 230H69ZM100 227V226H99ZM173 227V228H172ZM187 227H184V228H187ZM234 227V226H233ZM33 228L34 229H37V230H35V231H33ZM51 228L54 230V232L53 231H51ZM73 228H74V226H73ZM76 228H77V226H76ZM113 228V229H114ZM219 228V227H218ZM238 228H240V227H238ZM263 228V229H262ZM5 229V230H4ZM99 229V230H100ZM105 229V230H104ZM143 229H141L140 230V232L139 233H141V232H143L144 230ZM172 231H171V230ZM241 229V231L242 232H244L245 230V232L244 233H248V231H249V229L248 228H246V229H244V228H240ZM240 229L238 230V231H240ZM255 229H257V231L258 232H260L261 234H259L257 231H255ZM261 229V230H260ZM71 230V229H70ZM73 230V229H72ZM71 230V231H72ZM123 231V233H121L122 231ZM135 230V231H134ZM138 230V231H139ZM156 230V231H155ZM230 230H231V232H230ZM244 230V231H243ZM63 231V232H62ZM70 231V232H71ZM74 231H76L75 229H74ZM85 231V232H84ZM120 231V233L121 234H119L118 232ZM131 231V232H132ZM158 231H161V232H159V235L157 236V232ZM221 231V232H220ZM69 232V234H71ZM87 232V233H86ZM93 232V231H92ZM100 232V233H99ZM130 232V233H131ZM132 232V233H133ZM165 234H164V233ZM169 232H171V233H169ZM182 232V231H181ZM263 232V231H262ZM65 235L67 234V235H69L68 234V232H66V230H65ZM63 233V234H64ZM72 233H74L73 231H72ZM82 233H80V234H82ZM89 233V234H90ZM125 233V235H124V237L125 238H123L122 236V234H124ZM161 233H163V234H161ZM174 233V234H173ZM221 233V234H220ZM225 233V234H224ZM228 235H227V234ZM244 233H240L239 232V234H241V235H243ZM31 234V235H30ZM58 234V233H57ZM79 234V236H81ZM102 234H100V236L102 237L103 235ZM116 234H114V235H116ZM145 236H144V235ZM170 234H172V235H170ZM182 234V236L184 235V234H186V232H182L181 233ZM180 234V235H181ZM23 237H22V236ZM26 235H30L32 238L30 239V241L33 239V238H35V240H37L36 242H35V240H34V243H35V245L34 246H37L36 247V249L38 248V245L39 244H41L40 245V247L41 248H44V252L42 253V250H41V248L39 247L35 252H38V254L39 253H42V254H40V255H43V256H45L44 255V253L45 252H49V256L48 257H44V258H42L41 257V259H44V260H41V261H39L40 260V258L37 256V254H36V256H33L34 254H35V252L34 253H32L33 252V250H35L34 248V246H32L33 245V243H31V242H33V240L29 243V244H32V245H27V247H26V245H23V243H21V242H23L24 241V243L26 242H28V238L30 237H26ZM61 235V236H60ZM64 235V236H65ZM66 235V236H67ZM73 235V236H74ZM129 235H131V234H129ZM231 235H233V236H231ZM245 235V234H244ZM243 235V236H244ZM20 236L22 237V239L25 237L26 239H28V240H24L23 239V241H21V242H19V238H20ZM52 236V237H51ZM64 236H63V238H64ZM149 238V239H152V240H149V239H146L147 237ZM182 236H180V237H182ZM229 236H231V237H229ZM255 236V237H254ZM263 236H264V233H263ZM55 237L57 238V239H55ZM60 237V238H59ZM89 237H91L90 235H89ZM96 237H98L97 239H96V241H95V239L94 238H96ZM115 237V236H114ZM118 237H119V239H118ZM145 237V238H144ZM176 237V238H177ZM233 237V238H232ZM37 238H41L40 240H38ZM50 238H52L51 240L52 241H50ZM67 238H69V237H67ZM80 238V239H79ZM88 239L87 240V242H89L90 243V240L92 241V242H94L93 244H90V245H93V251L91 250V248L88 246V248L91 250H87V248H85L86 247V245H87V242H85V240L86 239ZM120 238H121V240H120ZM127 238V239H126ZM137 238H140V239H138L139 241L140 240H142L143 242H139L138 240H137ZM144 238V239H143ZM163 238L162 239H160V243H161V240H162V244L160 245V244H158L157 242H156V244L158 245V249H159V246L161 247L160 248V250L162 249H164V248H167V247H165L164 245H166V242H165V244L163 243L164 241H163ZM176 238H175V240H176ZM183 238V237H182ZM235 238V239H234ZM264 238V237H263ZM18 239V240H17ZM42 239H44V240H42ZM49 239V242L47 241V240ZM65 239V238H64ZM79 239V240H78ZM123 239H125V240H123ZM17 240V241H16ZM42 240V241H41ZM81 240H83L82 242H79V241H81ZM124 242H123V241ZM128 240V241H127ZM146 240V241H145ZM148 240H149V242L151 243L152 242V246L150 245V243L148 242ZM249 241V242H251V243H247V241ZM255 240V241H254ZM38 241H41V242H38ZM46 241V242H45ZM60 241V243H58ZM70 241L72 242V243H70ZM120 241H121V243H120ZM126 241V242H125ZM144 241H145V243H147L148 242V246L150 247H148L147 246V244H144ZM159 241V240H158ZM219 241V242H218ZM222 241L223 242H225V243H222ZM227 241V242H226ZM232 241V240H231ZM232 241V243H234ZM236 241V240H235ZM246 241V242H245ZM255 242V243H257V244H255V243H253L252 244V242ZM261 241V242H260ZM14 242H15V244H14ZM44 242H45V244H44ZM50 242L51 243H54L53 244V247L50 245ZM122 242H123V244H122ZM240 242H242V244L240 243ZM38 243V244H37ZM48 243V244H47ZM58 243V244H57ZM80 243H82V245H79ZM88 243V244H89ZM114 243V244H113ZM127 243V244H126ZM138 243H139V245H140V243H141V245L139 246L138 245ZM155 243V242H154ZM170 243V244H169ZM172 243V244H171ZM216 243V244H215ZM218 243V244H217ZM222 243V244H221ZM234 243V244H235ZM37 244V245H36ZM47 244V245H46ZM71 244H73V246L74 247H71ZM122 244V245H121ZM136 244V245H135ZM142 244H144L145 245V247H144V245H142ZM225 244V245H224ZM245 244V245H244ZM259 244V245H258ZM261 244V245H260ZM83 245H85V246H83ZM120 245H121V247H120ZM125 245H126V247H127V249L125 248ZM12 246H13V249H12ZM17 246V247H18ZM25 246V248H26V250H28V252L27 253H24L26 250H25V248H23ZM29 246H31V248L30 249H32V252H29V250L30 249H27V248H29ZM47 246V251H45V247ZM146 246H147V248H146ZM162 246L164 247V248H162ZM173 246V245H172ZM212 246V247H213ZM32 247H34V248H32ZM48 247H49V249H48ZM55 247V248H54ZM60 247V248H61ZM124 247V248H123ZM146 248V249H144V248ZM235 247V246H234ZM255 247V248H254ZM50 248H52L51 249V251H50ZM53 248H54V252H53V254L51 255L50 253L52 252V250H53ZM142 248V249H141ZM246 248V249H245ZM261 248H263V250L261 249ZM12 249V250H11ZM23 249L25 250L24 252H23ZM151 249H154V250H157V251H152ZM182 249H184V248H182ZM222 250V252H220L221 250ZM225 249V250H224ZM49 250V251H48ZM64 250H65V252H64ZM118 252H117V251ZM121 250V251H120ZM124 252H123V251ZM172 250V251H171ZM245 250V251H244ZM252 250H253V252H252ZM257 250V251H256ZM39 251H41V252H39ZM61 251H62V253H61ZM100 251V252H99ZM120 251V252H119ZM228 251V250H227ZM8 252V253H7ZM22 253L24 256H22L21 254H19V253ZM95 252H97V253H95ZM117 252V253H116ZM150 252H152V253H150ZM259 252V253H258ZM31 253V254H30ZM60 253V254H59ZM71 253V254H70ZM92 253H94V254H92ZM106 253V254H105ZM124 253V254H123ZM167 253H165V254H167ZM210 253V252H209ZM256 253V254H255ZM27 254V255H26ZM29 254V255H28ZM118 254H120V255H118ZM156 254H157V256H156ZM227 254H225V255H227ZM21 255V256H20ZM51 255V256H50ZM59 255V256H58ZM68 255V254H67ZM159 255V256H158ZM224 257H223V256ZM254 255V256H253ZM19 256H20V259H19ZM27 256H29L28 258L30 259H28L27 258ZM66 256V255H65ZM64 256V257H65ZM112 256V257H111ZM239 256V257H240ZM22 257V258H21ZM23 257H25L26 259H28V261L26 260V263L23 261L25 258H23ZM38 257V259L36 260V258ZM53 257H55L54 259H53ZM61 257V256H60ZM59 257V258H60ZM63 257V256H62ZM61 257V258H62ZM64 257L62 258V259H64ZM180 256H178V258H179ZM211 257H212V255H211ZM57 258V259H56ZM60 258V259H61ZM152 258V259H151ZM160 258V259H159ZM173 258V259H172ZM177 258V259H178ZM182 258H183V256L181 257V258H179V262H180V264L182 263L181 262V260H182ZM3 259V260H2ZM53 259V260H52ZM59 259V260H60ZM73 259V260H72ZM125 259V260H124ZM150 259V260H149ZM165 259H167V260H165ZM176 259V260H177ZM184 259V258H183ZM64 260H66V259H64ZM153 260V261H154ZM155 260V261H156ZM169 260V261H170ZM175 260V259H174ZM222 260V261H221ZM239 260H240V258H239ZM251 260V261H250ZM34 261V262H33ZM63 261V260H62ZM61 261V262H62ZM125 263H124V262ZM153 261H151V263L153 262ZM156 261V262H157ZM178 261V260H177ZM241 261V262H242ZM48 262L46 263H43V264H48ZM56 262V263H55ZM72 262V263H71ZM119 262V264H122V263H120ZM179 262H178V264H179ZM241 262H239L238 261V264H242ZM73 263V264H74ZM126 263V264H127ZM146 263H148V262H146ZM150 263V264H151ZM40 264H42V263H40ZM58 264H63V263H58ZM153 264H155V262H153ZM156 264H158V263H156ZM184 264V263H183ZM203 264H208L207 262H205V263H203ZM210 264V263H209ZM212 264V263H211Z\"/></svg>",
	"mask_w": 264,
	"mask_h": 264
},
{
	"label": "bare ground",
	"instance_id": "obj_2",
	"mask_svg": "<svg viewBox=\"0 0 264 264\" xmlns=\"http://www.w3.org/2000/svg\"><path fill=\"white\" fill-rule=\"evenodd\" d=\"M36 1H37V0H0V18H1L2 20L4 19V21L6 20V23H7V20H9V19H12V20L14 19V20H16V21H18V20L20 21V22L18 21V22H19L18 24L14 21V22L17 24V26H15L16 29H12V28H11V29H12V30H15V33H14V34L12 33V34H13L18 40H20V41H21V39H22V40L24 41L23 43H25V42L27 41V39H26V35L24 34L26 28H28L30 25H32V23L34 24V20H33V21L30 20L31 18L29 19L28 16H29V13L31 12V10L34 8V5H35V2H36ZM47 1H49V0H47ZM52 1H56V0H52ZM78 1H79V0H78ZM78 1H77V0H61V2L64 4L63 7H62V6H61V7L64 9V11H65V15L62 16V19H60V18H56V19H54V18H53L54 21L51 20V21H52V22H51V21L49 20V23L46 22L47 24H45V25H43V26H40V28H41V30H40L41 32H40V33L44 32V31H48V33H49L50 30H51L52 32L58 33V35H59V34L62 35L60 39H58L59 37H57V39L59 40V42H60V41H66V42H67V41L69 40V41H71L70 43L73 44V43H72L73 38H74V39L76 38L75 40H78L79 43H80V42H83V41H81V40H82L81 37H78V36L75 37V34H77V33H76L77 31H76V32L71 31V28H70V27H67L68 25H66L67 23H71L73 20H75V21H73V22H75V23H74L75 25L80 24L81 19H83V18H81V15H82V14H81V11H83V10L78 9V6H75V4H74L75 2H78ZM82 1H83V0H82ZM89 1H90V0H89ZM93 1H94V0H93ZM109 1H110V0H109ZM121 1L123 2L124 0H121ZM121 1H120V2H121ZM125 1H126V0H125ZM128 1H129V0H128ZM143 1H144V0H143ZM145 1H146V0H145ZM168 1H169V0H168ZM233 1H234V0H233ZM50 2H51V1H50ZM59 2H60V1H59ZM84 2H85V1H84ZM91 2H92V1H91ZM97 2H98V0H97ZM99 2L102 3V1H100V0H99ZM99 2H98V3H99ZM113 2L116 3V1H113ZM117 2H119V0H118ZM140 2H141V1H140ZM249 2H250V0H249ZM51 3H52V2H51ZM51 3H50V4H51ZM55 3H56V5H57L58 2H55ZM78 3H79V2H78ZM95 3H96V0H95ZM103 3H104V2H103ZM103 3H102V4H103ZM107 3H108V2H106L105 4L107 5ZM114 3H113V4H114ZM132 3H133V2H132ZM151 3H152V2H151ZM151 3H150V4H151ZM160 3H161V2H160ZM167 3H168V2H167ZM251 3H252V2H251ZM251 3H250V4H251ZM37 4H38V3H37ZM52 4H53V3H52ZM60 4H61V3H60ZM105 4H104V5H105ZM111 4H112V3H111ZM111 4H110V5H111ZM118 4H120V3H118ZM127 4H128V3H127ZM133 4H134V3H133ZM144 4H146V3L144 2ZM41 5H42V4H41ZM79 5H80V4H79ZM88 5H91V4H88ZM92 5H93V4H92ZM96 5H97V4H96ZM96 5H95V6H96ZM98 5H99V4H98ZM108 5H109V4H108ZM140 5H141V4H140ZM152 5H153V4H152ZM160 5H161V4H160ZM160 5H159V6H160ZM251 5H252V10H251V11H253V12L251 13V15L253 14L252 17L254 18V19H253L254 23L251 22L252 24H250V25H251L250 28H251V30H252V33H251V34H253V36L256 38V34L262 32V27L260 26V25H262V24H261L260 22H261L262 18L264 17V14H262V13L264 12V4L261 3L260 0H253V4H251ZM50 6H52V5H50ZM54 6H55V5H54ZM85 6H86V5H85ZM100 6H102V5H100ZM124 6H125V5H124ZM132 6H133V5H132ZM155 6H156V5H155ZM157 6H158V4H157ZM157 6H156V7H157ZM177 6H178V5H177ZM56 7H58V6H56ZM56 7H55V8H56ZM59 7H60V5H59ZM59 7H58V8H59ZM88 7H89V6H88ZM98 7H99V6H98ZM112 7H113V5H112ZM112 7H111V8H112ZM164 7H165V6H164ZM35 8H38V7L36 6ZM35 8H34V9H35ZM62 8H61V11L63 10ZM89 8H90V7H89ZM91 8H92V7H91ZM91 8H90V9H91ZM102 8H103V7H102ZM105 8H108V6H107V7L105 6ZM120 8H122V7H120ZM149 8H150V7H149ZM168 8H170V7H168ZM92 9H93V8H92ZM138 9H139V8H138ZM157 9H158V8H157ZM159 9H160V8H159ZM36 10H37V9H36ZM41 10H42V9H41ZM95 10H97V9H95ZM120 10H121V9H120ZM152 10H153V9H152ZM173 10H174V9H173ZM33 11L35 12V10H33ZM37 11H38V10H37ZM98 11H99V8H98ZM103 11H104V10H103ZM103 11H102V12H103ZM62 12H63V11H62ZM100 12H101V11H100ZM167 12H168V11H167ZM63 13H64V12H63ZM103 13H104V12H103ZM103 13H102V14H103ZM153 13H154V12H153ZM155 13H156V12H155ZM31 14H33V13L31 12ZM34 14H35V13H34ZM86 14H87V13H86ZM96 14H97V12H96ZM98 14H99V13H98ZM143 14H144V13H143ZM145 14H146V13H145ZM158 14H159V13H158ZM87 15H88V14H87ZM92 15H93V14H92ZM165 15H166V14H165ZM31 16L34 17L33 15H31ZM52 16H53V15H52ZM54 16H55V15H54ZM58 16H59V15H58ZM82 16H83V15H82ZM97 16H98V15H95V17H97ZM101 16H103V15H101ZM101 16H100V17H101ZM125 16H126V15H125ZM130 16H131V15H130ZM177 16H178V15H177ZM261 16H263V17L260 18ZM60 17H61V16H60ZM83 17H84V16H83ZM86 17H87L86 19H90V18H91L90 16H86ZM103 17H105V16H103ZM121 17H122V16H121ZM159 17H160V16H159ZM168 17H169V16H168ZM249 17H250V15H249ZM20 18H21L22 20H21ZM49 18H50V17H49ZM74 18H81V19L77 22V21H76L77 19H74ZM124 18H126V17H124ZM136 18H137V17H136ZM32 19H33V18H32ZM35 19H36V18H35ZM39 19H40V18H39ZM39 19H37V20H39ZM93 19H94V17H93ZM98 19H99V17H98ZM101 19H102V18H101ZM162 19H163V16H162ZM172 19H173V18H172ZM174 19H175V18H174ZM249 19H250V18H249ZM12 20H11V21H12ZM46 20H47V19H46ZM143 20H144V19H143ZM143 20H142V21H143ZM47 21H48V20H47ZM82 21H85V20H82ZM93 21H95V20H93ZM123 21H124V20H123ZM126 21H127V20H126ZM171 21H172V20H171ZM180 21H181V20H180ZM183 21H184V20H183ZM66 22H67V23H66ZM85 22H86V21H85ZM91 22H92V20L90 21V23H91ZM127 22H128V21H127ZM132 22H133V21H132ZM132 22H131V23H132ZM139 22H140V21H139ZM160 22H161V21H160ZM173 22H175V21H173ZM173 22H172V23H173ZM15 23H14V24H15ZM38 23H39V22H38ZM41 23H42V21H41ZM44 23H45V22H44ZM44 23H43V24H44ZM93 23H94V22H92L91 24H93ZM96 23H97V21H96ZM96 23H95V24H96ZM147 23H149V22H147ZM156 23H157V22H156ZM166 23H167V22H166ZM178 23H179V21H178ZM189 23H190V22H189ZM3 24H4V23H3ZM7 24H9V23H7ZM12 24H13V22H12L10 25H12ZM35 24H36V22H35ZM125 24H126V23H125ZM158 24H159V23H158ZM71 25H72V24H71ZM155 25H156V24H155ZM4 26H5V25H4ZM34 26H35V25H34ZM38 26H39V25H38ZM80 26H81V24H80ZM126 26H127V25H126ZM128 26H129V25H128ZM131 26H132V25H131ZM181 26H182V25H181ZM5 27H6V26H5ZM8 27H9V26H8ZM30 27H31V26H30ZM78 27H79V26H78ZM84 27H85V26H84ZM182 27H183V26H182ZM31 28H32V27H31ZM31 28H29V32L32 31V30H30ZM38 28H39V27H38ZM40 28H39V29H40ZM74 28H76V26H75ZM74 28H73V29H74ZM82 28H83V27H82ZM133 28H134V26H133ZM73 29H72V30H73ZM76 29H78V28H76ZM76 29H75V30H76ZM114 29H115V27H114ZM114 29H113V31H114ZM145 29H146V28H145ZM155 29H156V28H155ZM171 29H172V28H171ZM180 29H181V28H180ZM185 29H186V28H185ZM3 30H4V27H3L2 24L0 23V33L3 32ZM35 30H36V28H35ZM82 30H83V29H80V31H82ZM88 30H89V28H88ZM118 30H119V29H117L116 31H118ZM148 30H149V29H148ZM148 30H147V31H148ZM157 30H158V29H157ZM168 30H169V29H168ZM182 30H183V29H182ZM251 30H250V32H251ZM4 31H6V30H4ZM85 31H87V30H85ZM92 31H93V29H92ZM95 31H96V29H95ZM97 31H98V30H97ZM99 31H100V30H99ZM110 31H111V29H110ZM119 31H120V30H119ZM119 31H118V32H119ZM134 31H135V30H134ZM190 31H191V30H190ZM201 31H202V30H201ZM29 32L26 31V33H29ZM72 32H73V34H72ZM78 32H79V30H78ZM83 32H84V30H83ZM89 32H90V31H89ZM104 32H105V31H103V33H104ZM114 32H115V31H114ZM129 32H130V31H129ZM131 32H132V31H131ZM136 32H137V31H136ZM136 32H135V34H136ZM166 32H167V31H166ZM204 32H205V31H204ZM40 33H39V36H38L37 38H35L37 41H47V40L49 39V37H48L49 34H47V33L45 32V34L42 33V34L40 35ZM85 33H87V32H85ZM106 33H108V31H107ZM148 33H149V31H148ZM148 33H147V34H148ZM157 33H158V32H157ZM170 33H171V32H170ZM186 33H187V32H186ZM23 34H24V35H23ZM35 34H36V33H35ZM51 34H52V33H51ZM90 34H91V33H90ZM97 34H99V33H97ZM108 34H109V33H108ZM110 34H111V32H110ZM110 34H109V35H110ZM119 34H120V33H119ZM133 34H134V33H133ZM140 34H141V33H140ZM143 34L145 35L146 32H145V33L143 32ZM143 34H142V37L140 36V37L142 38L141 40H143ZM33 35H34V34H33ZM55 35H56V34H55ZM55 35H53V36L55 37ZM72 35H74V36H72ZM78 35H81V33H79ZM105 35H106V34H105ZM113 35H116V34H113ZM113 35H112V36H113ZM131 35H132V34H131ZM156 35H157V34H156ZM175 35H176V34H175ZM194 35H195V34H194ZM200 35H201V34H200ZM30 36H31V35H30ZM35 36H36V35H35ZM53 36H51V37H53ZM89 36H90V35H89ZM89 36H88L87 38H89ZM92 36H93V35H92ZM106 36H108V35H106ZM112 36H111V37H112ZM124 36H126V34H124ZM134 36H135V35H134ZM161 36H162V35H161ZM183 36L186 37L185 35H183ZM206 36H207V35H206ZM94 37H96V36H94ZM94 37H93V38H94ZM101 37H103V36H101ZM101 37H100V38H101ZM104 37H105V36H104ZM104 37H103V38H104ZM108 37H109V36H108ZM114 37H115V36H114ZM119 37H121V36H119ZM175 37H176V36H175ZM55 38H56V37H55ZM55 38H54V39H55ZM87 38H86V39H87ZM93 38H92V40H90V38H89V40H90V41H93ZM100 38H99V39H100ZM105 38H106V37H105ZM105 38H104V39H105ZM112 38H113V37H112ZM112 38H111V39H112ZM131 38H132V36H131ZM136 38H137V36H136ZM136 38H134V40H135ZM155 38H156V37H155ZM173 38H174V37H173ZM187 38H188V37H187ZM194 38H195V37H194ZM200 38H201V37H200ZM200 38H199V39H200ZM206 38H207V37H206ZM206 38H205V39H206ZM30 39H31V41L33 42L34 38H33V40H32V38L30 37ZM51 39H52V38H51ZM54 39H53V41H50V40H49L50 42L53 43V46L55 45L54 42L57 40V39H56V40L54 41ZM94 39H95V38H94ZM99 39H98V40H99ZM107 39H108V38H107ZM111 39H108V41L111 40ZM120 39H121V38H120ZM120 39L118 40V41H119L118 43H121V42H120ZM145 39H146V38H145ZM145 39H144V40H145ZM150 39H151V38H150ZM150 39H149V40H150ZM175 39H176V38H175ZM183 39H184V38H183ZM183 39H182V40H183ZM189 39H190V38H189ZM203 39H204V38H203ZM214 39H215V38H214ZM214 39H213V40H214ZM58 40H57V41H58ZM75 40H74V43L77 42V41L75 42ZM89 40H88V41H89ZM96 40H97V39H96ZM100 40H101V39H100ZM116 40H117V39H116ZM130 40H131V39H130ZM138 40H139V36H138ZM149 40H148V41H149ZM151 40H152V39H151ZM158 40H159V38H158ZM211 40H212V39H211ZM217 40H218V39H217ZM256 40H257V38H256ZM3 41H4V40H3ZM14 41H15V40H14ZM84 41H87V40H84ZM111 41H112V40H111ZM132 41H133V38H132ZM148 41H147V42H148ZM156 41H157V39H156ZM165 41H168V40L165 39ZM176 41H177V39H176ZM200 41H202V40H200ZM203 41H204V40H203ZM206 41H207V40H206ZM218 41H219V40H218ZM257 41H258V40H257ZM0 42L2 43V41H0ZM7 42H8V41H7ZM7 42H6V40H5L4 43H7ZM66 42H64V43H66ZM93 42H96V41L94 40ZM98 42H99V41H98ZM168 42H169V41H168ZM170 42H171V41H170ZM174 42H175V41H174ZM216 42H217V41H216ZM216 42H215V43H216ZM222 42H223V41H222ZM18 43H19V42H18ZM23 43H22V44H23ZM27 43H28V41H27ZM29 43H30L31 45L33 44V43H31V42H29ZM29 43H28V44H29ZM43 43H45V42H43ZM55 43H56V42H55ZM57 43H58V42H57ZM62 43H63V42H62ZM67 43H68V42H67ZM70 43H69V44H70ZM77 43H78V42H77ZM79 43H78V44H79ZM85 43H86V42H85ZM96 43H97V42H96ZM104 43H107V41H105ZM116 43H117V41H116ZM116 43H115V44H116ZM130 43H131V41H130ZM133 43H134V42H133ZM145 43H146V42H145ZM148 43H149V42H148ZM217 43H218V42H217ZM217 43H216V46L218 45ZM220 43H221V42H220ZM15 44H16V43H15ZM19 44H20V43H19ZM25 44H26V43H25ZM28 44H27V45H28ZM41 44H42V43H41ZM71 44H70V45H71ZM78 44H77V45H78ZM82 44H83V43H81V45H82ZM91 44H92V43H91ZM110 44H111V43H110ZM112 44H113V43H112ZM122 44H123V43H122ZM134 44H135V43H134ZM199 44H200V42H199ZM203 44H204V43H203ZM203 44L201 45V47L203 46ZM7 45H9V43H8V44H2V45L0 44V139H2V141H3V139H9V140H12V142H13V140H14V141L18 142V144H19V142H20V143H23L22 141H26V143H27V141H30V142H32V145H33V143H35V144H36V143H39V142L41 143L44 139H50V137H51V138H55V137H56L55 139H58L57 137H60L63 141L66 142L67 140L69 141V140L72 139L73 137L78 136V140H79V142L77 143L76 147L73 145V146H74V149H71V148H70L71 150H68V149H69V148H68L69 146L67 145V144H68V141H67V144H66V145L68 146V147H67L68 149H67L66 147L61 146V144H62L61 141H62V140H61V139H60L61 141L58 140V141L61 142V144H60V145L53 146V148H54V149H53V152L51 151L53 156H52V158L50 157V161H51V159L53 160V163H52L53 165L50 164V163H48V162H50V161L47 162L48 164L54 166V169L56 170L55 173H56V172H57V173L60 172L59 170H58V171H59V172H58L57 169L60 168V167H62V164H63V166L65 167V166H67V163L69 162L70 164H68V167H67V168H69V167L71 166V163L76 162V163H74V165H73L74 169H73L72 166H71L72 168H70V169H71V172L74 173V175H72L71 172H70V173L68 172L69 174H71V176H74L75 178H76L78 175H79V176H82V173H83L84 171H86V170H88V171H89V170H92V169H90L92 165L90 166L89 169H88V168H87V169L85 168L86 170L84 169V166H85V165L83 166L84 159L82 158V157L85 158V155H83L84 153L87 154L88 159H92V160H99V159H100V160H102V162H104V163H106V162H108V163H109V162L112 163V161H114L116 158H117V159H116L115 161H117V160L119 159L118 156H119L120 151L123 150V149H122L123 146H122V147H121V146H118V145H114V146L112 145V146H111L112 143H111V144H108V145H107V144L105 145V144H104V140H105V139H104V140L102 139V137H101V132H100V130H101L102 128L99 129V130H96V128H95V131H93L95 125L98 126V124H100V123L97 124L96 122H93V123H95V124H94V127L92 126L93 128L90 129V130H92V129H93V130H92L91 132H89V133L87 132V131H88L87 129L90 128V126L88 127L87 125H86V126L88 127V128L86 127V128H87V129H86L87 131H86V130L84 131V129H83V131H84L85 133L87 132L86 134L83 133V132H82V133H83L84 135H83L82 133H79V134L76 133V132H78V131H76V130H78V129H77L78 126H80V129H79V130H81V125H80V124H82V123L84 124L83 121H85V120H89V119H92V117H94V115L96 116V113H97L98 115H100L101 113H98V112H101L99 107H102V106H104V105L101 106V104L99 103V102H100L99 100H98V101H99L98 103L100 104V106H99V104H97V105H93V103L90 102V105L92 104V105H91V106H92V109H91V108L88 106L87 103H86L87 105L85 104L86 101L84 102L83 100H78L76 96L72 97V96L61 95V94H66V93H68V92L70 93L71 91L73 92L74 90H80V91H81V90H85V91H86V90H90V89H95L94 91L92 90V92H94V93L92 94L93 96L91 95L92 92L89 93V96H91V98H92V97L94 98V96H95V97H96L95 100H97V97L99 96L98 92H99L100 90H102V89H105V90H106V88L109 89V87H112L113 90H114V93H113V95H112L111 93H110V94L114 97V95L116 94V93H115V92H116L115 89L117 90V87H116V86L120 83V81H122L121 78H120V79H118L119 77H117V78H115V79L113 78L114 80L112 79V81H109L108 78H107V80H108L107 82H105L106 79L104 80V82H94L93 79H92V80L88 79V78H89V77H87V76L89 75L88 73H87L88 75L85 76L84 74H82V76H81V77H78V78L76 77L77 75H75L76 73H75V74L73 73L74 77L72 78V76L69 77V76H67V74H65L66 71L70 68V67L68 68L67 66H66V68H68V69L65 71V69H66V68H65V69H64L65 72H64L63 74H62V71H61V70H63V68L60 67V69H61V70H60L61 73H60V74H57V75H53L51 72H48V71H47L48 69H46V70L43 69V68H40V69H39V68H38L39 66H38V67H36V68H38V70H37V69H35L34 67L30 66V64L32 63V62L30 63V61H28L29 63H27V62H23V60H20V61H19V59L16 60V61H15V60H12V59H9V56H8V55L6 56V50H7V48H8ZM16 45H17V44H16ZM33 45H34V44H33ZM35 45H36V44H35ZM75 45H76V44H74V46H75ZM86 45H87V43H86ZM86 45H85V46H86ZM88 45H89V44H88ZM95 45H96V44H95ZM106 45H108V47H110L109 44H106ZM106 45H105V46H106ZM119 45H121V44H119ZM126 45H128V44H126ZM148 45H149V44H148ZM151 45H152V44H151ZM158 45H159V44H157L156 46H158ZM196 45H197V44H196ZM209 45H210V43H209ZM211 45H212V44H211ZM9 46H10V45H9ZM18 46H20V45H18ZM25 46H26V45H25ZM25 46H24V47H25ZM46 46H47V45H46ZM50 46H51V45H50ZM57 46H58V45H57ZM65 46H66V45H65ZM72 46H73V45H72ZM72 46L69 47V45H68L69 49H72V48H73ZM93 46H94V45H93ZM115 46H116V45H115ZM117 46H118V45H117ZM121 46H122V45H121ZM121 46H120V47H121ZM139 46H140V45H139ZM145 46H146V45H145ZM164 46H165V45H164ZM172 46H174V45H172ZM212 46H215V45H214V42H213V45H212ZM219 46H220V45H219ZM232 46H233V45H232ZM237 46H238V45H237ZM15 47H16V46H15ZM24 47H23V48H24ZM54 47H55V46H54ZM54 47H53V49L55 50ZM68 47H66V48H68ZM71 47H72V48H71ZM83 47H84V46H83ZM86 47H87V46H86ZM90 47H91V45H90ZM108 47H106V48H108ZM143 47H144V46H143ZM147 47H148V46H147ZM159 47H160V46H159ZM162 47H163V46H162ZM181 47H182V46H181ZM195 47H196V46H195ZM195 47H194V48H195ZM198 47H199V46H198ZM223 47H224V46H223ZM233 47H234V46H233ZM241 47H242V46H241ZM18 48H19V47H18ZM20 48H21V47H20ZM23 48H22V49H23ZM29 48H30V47H29ZM49 48H50V47H48V49H49ZM60 48H61V47H60ZM81 48H82V47H81ZM81 48L79 47V49H78V50H79L78 52H80V54H81V52H82V51H80ZM101 48H102V47H101ZM114 48H115V47H114ZM122 48H123V47H122ZM124 48H125V46H124ZM136 48H139V47H136ZM156 48H158V47H156ZM156 48H155L154 45H153V50H154L155 52H156V50H157ZM172 48H173V47H172ZM175 48H176V47H175ZM205 48H207V47H205ZM216 48H217V47H216ZM218 48H219V47H218ZM221 48H222V47H221ZM221 48H219V50H221ZM224 48H225V47H224ZM8 49H10V48H8ZM50 49H52V48H50ZM57 49H58V47L56 48V50H57ZM74 49H75V47L73 48V50H70V51H74V53L77 52L76 49H75V50H74ZM112 49H113V48H112ZM132 49H133V47H132ZM141 49H142V48H141ZM150 49H151V47H150ZM155 49H156V50H155ZM164 49H165V48H164ZM56 50H55V51H56ZM61 50H62V49H61ZM66 50H67V49H66ZM66 50H65V51H66ZM81 50H82V49H81ZM88 50H89V49H88ZM96 50H97V49H95V51H96ZM99 50H100V48H99ZM101 50H102V49H101ZM106 50H107V49H106ZM110 50H111V47H110ZM110 50H108V51H110ZM117 50H118V49H117ZM127 50H128V49H126V51H127ZM130 50H131V48L129 49V51H130ZM136 50H138V49H136ZM136 50H135V51H136ZM143 50H144V49H143ZM145 50H146V49H145ZM161 50H162V49H161ZM204 50H205L206 52H207V50H208V52H209V49H207V50L204 49ZM204 50H202V51H204ZM212 50L214 51V49H212ZM219 50H218V52H219ZM237 50H238V49H237ZM19 51H20V49H19ZM67 51H69V50H67ZM70 51H69V53H70ZM83 51H84V50H83ZM89 51H90V50H89ZM93 51H94V50H93ZM95 51H94V53H95ZM103 51H105L104 48H103ZM113 51H114V50H113ZM121 51H122V49H121ZM131 51H132V50H131ZM133 51H134V50H133ZM139 51H140V50H139ZM150 51H151V50H150ZM150 51H149V54H150ZM171 51H172V50H171ZM183 51H184V50H183ZM186 51H187V49H186ZM202 51L200 50V52H202ZM205 51H204V52H205ZM213 51H210V52H213ZM221 51H222V50H221ZM235 51H236V50H235ZM7 52H8V50H7ZM11 52H12V51H11ZM16 52H17V51H16ZM50 52H51V50H50ZM86 52L88 53L87 49H86ZM114 52H115V51H114ZM114 52H113V53H114ZM116 52L118 53V51H116ZM136 52H137V51H136ZM136 52H135V53H136ZM140 52H141V51H140ZM152 52H153V51H152ZM152 52H151V53H152ZM166 52H167V51H166ZM215 52H217V51L215 50V51H214V54H215ZM225 52H226V51H225ZM33 53H34V52H33ZM36 53H37V52H36ZM63 53H64V55H63V54H62V55L65 57V53H66V52L63 51ZM72 53H73V52H72ZM102 53H104V52H102ZM110 53H111V51H110ZM121 53H123V52H121ZM125 53H126V52H125ZM128 53H129V52H127V54H128ZM131 53H132V52H131ZM135 53H134V54H135ZM161 53H162V51H161ZM186 53H187V52H186ZM188 53H189V52H188ZM190 53H191V52H190ZM194 53H195V52H194ZM194 53H191V54H194ZM197 53H198V52H197ZM14 54H15V53H14ZM18 54H19V53H18ZM67 54H68V53H67ZM67 54H66V55H67ZM70 54H71V53H70ZM78 54H79V53H78ZM83 54H84V53H83ZM104 54H106V53H104ZM107 54H108V53H107ZM123 54H124V53H123ZM134 54H133V55H134ZM142 54H143V53H142ZM142 54H141V55H142ZM203 54H204V53H203ZM203 54H202V55H203ZM207 54H208V53H207ZM218 54H219V53H218ZM71 55H72V54H71ZM75 55H76V54H75ZM86 55H87V54H85V56H86ZM88 55H89V54H88ZM113 55H115V54H113ZM120 55H121V54H120ZM130 55H131V54H130ZM133 55H131V56H133ZM141 55H140V56H141ZM151 55H152V54H151ZM160 55H161V54H160ZM176 55H177V54H176ZM195 55L197 56V54H195ZM216 55H217V54H216ZM219 55H220V54H219ZM240 55H241V54H240ZM244 55H246V54H244ZM13 56H15V55H13ZM37 56H38V55H37ZM76 56H77V55H76ZM78 56H81V55H78ZM101 56H102V54H101ZM104 56H105V58H106L108 55H107V56L104 55ZM109 56H110V54H109ZM109 56H108V58H109ZM117 56H118V55L116 54V57H117ZM126 56H128V55H126ZM146 56H147V55H146ZM153 56H154V55H153ZM163 56H164V55H163ZM163 56H162V57H163ZM178 56H179V55H178ZM184 56H185V55H184ZM190 56H191V55L189 54V57H190ZM199 56H201V54H200ZM204 56H205V54H204ZM217 56H218V55H217ZM217 56H216V57H217ZM225 56H226V55H225ZM10 57H11V56H10ZM15 57H16V56H15ZM15 57H14V59H15ZM33 57H34V56H33ZM68 57H71V56L67 55V59H68ZM73 57H74V54L72 55L71 58H73ZM89 57L91 58V57H92V54H91V56H89ZM94 57H95V56H94ZM114 57H115V56H114ZM114 57H113V59H114ZM124 57H125V56H124ZM124 57H123V58H124ZM134 57H135V56H134ZM134 57H132V58H134ZM151 57H152V56H151ZM157 57H158V60H159L160 57H159V56H157ZM165 57H166V56H165ZM191 57L193 58V56H191ZM223 57H224V56H223ZM226 57H227V56H226ZM233 57H234V56H233ZM233 57H232V58H233ZM235 57H236V56H235ZM18 58H19V57H18ZM34 58H35V57H34ZM40 58H41V56H40ZM71 58H69V59H71ZM86 58H87V56H86ZM118 58H120V57L118 56ZM121 58H122V55H121ZM121 58H120V60H123V59H121ZM125 58H126V57H125ZM129 58H131V57H129ZM132 58H131V59H132ZM167 58H168V57H167ZM192 58H191V59H192ZM227 58H228V57H227ZM227 58H226V59H227ZM236 58H237V57H236ZM64 59L66 60V58H64ZM87 59L90 60L89 58H87ZM97 59H98V58H97ZM97 59H96V60H97ZM110 59H111V58H110ZM115 59H116V58H115ZM137 59H138V58H137ZM139 59H140V58H139ZM142 59H143V58H142ZM148 59H149V58H148ZM156 59H157V58H156ZM186 59H187V57H186ZM191 59H190V60H191ZM233 59H234V58H233ZM239 59H241V58H239ZM58 60H59V59H58ZM71 60H72V59H71ZM74 60H75V58H74ZM92 60H93V59H91V63H90V65L92 64V62L95 61V60H94V61H92ZM98 60H99V59H98ZM100 60H101V59H100ZM105 60H106V59H105ZM135 60H136V59H135ZM160 60H161V59H160ZM163 60H165V59H163ZM215 60H216V59H215ZM217 60H218V59H217ZM219 60H221V59L219 58ZM224 60H225V58H224ZM224 60L222 59V62H221V63H223V65L225 64V63H224V62H225ZM227 60H228V59H227ZM231 60H232V59H231ZM24 61H25V60H24ZM66 61H67V60H66ZM66 61H65V62H66ZM69 61H70V60H69ZM76 61H77V60H76ZM76 61H75V63H73V65L71 64V61H70L71 67H72V66L74 67V64H76ZM84 61H85V60H84ZM113 61H114V60H113ZM115 61H116V62H114V63H118L117 60H115ZM125 61H127V58H126V60H124V62H125ZM128 61H129V60H128ZM128 61H127V62H128ZM130 61H131V60H130ZM133 61H134V60H133ZM133 61H132V62H133ZM156 61H157V60H156ZM233 61H234V63H236V62H235V59H234ZM44 62H45V61H44ZM46 62H47V61H46ZM61 62H62V61H61ZM73 62H74V61H73ZM86 62H87V61H86ZM98 62H99V61H96L97 64H98ZM127 62H125V63L127 64ZM141 62H142V61H141ZM143 62H144V61H143ZM148 62H149V61H148ZM153 62H154V61H153ZM176 62H177V61H176ZM183 62H184V61H183ZM94 63H95V62H94ZM94 63H93V64H94ZM100 63H101V62H100ZM108 63H110V60H109ZM121 63H122V62H121ZM155 63H156V62H155ZM232 63H233V62H232ZM60 64H61V63H60ZM60 64H59V65H60ZM62 64H63V62H62ZM66 64H68V62H67ZM70 64H68V65H70ZM87 64H88V63H87ZM93 64H92L91 68H92V67L95 68L94 66H96V65L93 66ZM123 64H124V63H123ZM133 64H134V62H133ZM139 64H140V63H139ZM159 64H160V63H159ZM172 64L174 65V63H172ZM175 64H176V63H175ZM226 64H227V63H226ZM31 65H32V64H31ZM35 65H36V64H35ZM35 65H34V66H35ZM64 65H65V63L63 64V66H64ZM90 65H89V66H90ZM98 65H99V64H98ZM101 65H104V62H103V61H102V64H100L99 66H101ZM106 65H107V64H106ZM110 65H112V64L110 63ZM110 65H109V66H110ZM114 65H115V64H114ZM114 65H112V66L114 67ZM119 65H120V64H119ZM156 65H158V64H156ZM166 65H167V64H166ZM170 65H171V64H170ZM170 65H169V66H170ZM191 65H192V64H191ZM191 65H190V66H191ZM221 65H222V64H221ZM233 65H236V64H233ZM49 66H50V65H49ZM51 66H52V65H51ZM79 66H80V64H79ZM82 66H84V65H82ZM87 66H88V65H87ZM107 66H108V65H107ZM116 66H117V65H116ZM124 66H125V65H124ZM136 66H137V65H136ZM139 66H141V65H139ZM150 66H151V65H150ZM176 66H177V65H176ZM190 66H189V67H190ZM193 66H194V65H193ZM214 66H215V65H214ZM226 66H227V65H226ZM226 66L224 65L223 67H226ZM43 67H44V66H43ZM52 67H54V66H52ZM55 67H56V66H55ZM75 67L77 68L78 66L76 65ZM75 67H74V68H75ZM125 67H126V66H125ZM127 67H128V66H127ZM130 67H132V66H130ZM170 67H171V66H170ZM45 68H47V67L45 66ZM49 68H50V67H49ZM57 68H58V66H57ZM76 68H75V69H76ZM78 68H79V67H78ZM91 68H90V69H91ZM96 68H97V67H96ZM96 68H95V69H96ZM98 68H99V67H98ZM98 68H97V69H98ZM100 68H101V67H100ZM106 68H107V67H106ZM115 68H119L118 70H120V67H118V66L115 67ZM147 68H148V67H146V69H147ZM164 68H165V67H164ZM206 68H207V66H206ZM212 68H213V67H212ZM217 68L220 69L218 66H217ZM217 68H216V69H217ZM71 69H73V68H71ZM86 69H87V68H86ZM102 69H103V67H102ZM107 69L109 70V68H107ZM112 69H113V68H112ZM112 69H111V70H112ZM127 69H128V68H127ZM127 69L125 68L124 71L127 70ZM132 69H133V67H132ZM132 69H131V70H132ZM134 69H135V68H134ZM148 69H150V67H149ZM154 69H155V67H154ZM165 69H166V68H165ZM213 69H214V68H213ZM216 69H215V70H216ZM49 70H52V69H49ZM54 70H56V68H55ZM91 70H92V69H91ZM100 70H101V69H100ZM111 70H109V71L111 72ZM129 70H130V68H129ZM141 70H142V69H140V71H141ZM143 70H144V69H143ZM143 70H142V71H143ZM155 70H156V69H155ZM158 70H159V69H158ZM160 70H161V69H160ZM162 70H164V69H162ZM162 70H161V71H162ZM168 70H169V69H168ZM171 70H172V69H171ZM171 70H170V71H171ZM177 70H178V69H177ZM231 70H232V69H231ZM60 71H58V73H59ZM72 71H73V70H72ZM72 71H70V72H72ZM74 71H75V70H74ZM86 71H87V70H86ZM89 71H90V70L88 69V72H89ZM95 71H96V70H95ZM104 71H105V69H104ZM127 71H128V70H127ZM134 71H135V70H134ZM137 71H138V70H137ZM140 71H139V72H140ZM148 71H150V70H148ZM148 71H147V72H148ZM178 71H179V70H178ZM182 71H183V70H182ZM208 71H209V69H208ZM218 71H220V70H218ZM232 71H233V70H232ZM55 72H56V71H55ZM75 72H76V71H75ZM92 72H93V71H92ZM107 72H108V71H107ZM114 72H115V71H114ZM118 72H119V71H118ZM129 72H130V71H129ZM131 72H132V71H131ZM139 72H138V73H139ZM165 72H166V70H165ZM171 72H172V71H171ZM201 72H202V71H201ZM212 72H213V71H212ZM212 72L209 71V74H212V76L210 75L212 78L208 75V76H209L208 78H210V79L208 80V82H210V83H209L210 85H209V84H206V85H209L210 87H211V84L214 83L215 80H217L216 76L219 77V76H218L219 73H218L217 71H216V72H213V73H212ZM220 72H221V71H220ZM222 72H223V71H222ZM53 73H54V71H53ZM56 73H57V72H56ZM56 73H55V74H56ZM78 73H79V72H78ZM101 73H102V72H101ZM112 73H113V72H112ZM119 73H121V72H119ZM122 73H123V72H122ZM148 73L151 74V72H148ZM155 73H156V72H155ZM166 73H167V72H166ZM174 73H175V71H174ZM183 73H184V72H183ZM229 73H230V72H229ZM90 74H91L92 77H93V76H96V73H90ZM110 74H111V73H110ZM127 74H128V73H127ZM129 74H130V73H129ZM131 74H132V73H131ZM131 74H130V75H131ZM136 74H137V73H136ZM143 74H144V73H143ZM145 74H146V72H145ZM153 74H154V71H153ZM159 74H160V72H159ZM161 74H163V73H161ZM175 74H177V73H175ZM213 74H214V75H213ZM233 74H234V73H233ZM68 75H70V74H68ZM71 75H72V74H71ZM99 75H100V74H99ZM114 75H117V76H118V74H114ZM114 75H113V76H114ZM122 75H123V74H122ZM125 75H126V74H125ZM125 75H124V76H125ZM138 75H139V74H138ZM146 75H147V74H146ZM155 75H156V74H155ZM89 76H90V75H89ZM97 76H98V75H97ZM104 76H105V73H104ZM104 76H103V77H104ZM106 76H108V75H106ZM127 76H129V75H126V78H127ZM132 76H133V74H132ZM140 76H142V75L140 74ZM227 76H229V75H226V78H227ZM98 77H99V76H98ZM101 77H102V76H101ZM111 77H112V76H111ZM115 77H116V76H115ZM121 77H122V76H121ZM147 77H148V76H147ZM147 77H146V78H147ZM187 77H188V76H187ZM187 77H186V78H187ZM96 78H97V77H96ZM99 78H100V77H99ZM109 78H110V77H109ZM129 78H130V77L127 78L128 81H129ZM141 78H142V77H141ZM143 78H145V75L143 76ZM146 78H145V79H146ZM150 78H151V77H150ZM213 78H215V79H213ZM222 78H223V77H222ZM230 78H231V75H230ZM232 78H233V77H232ZM97 79H98V78H97ZM137 79H139V77H138ZM169 79H170V78H169ZM178 79H181V78H178ZM189 79H190V78H189ZM211 79H213L214 81H212ZM220 79H221V78H220ZM227 79H229V78H227ZM233 79H234V78H233ZM94 80H96V79H94ZM99 80H100V79H99ZM110 80H111V78H110ZM124 80H125V79H124ZM134 80H135V79H133L132 81H134ZM139 80H140V79H139ZM139 80H138V81H139ZM147 80H149V79H146V81H145L146 84H147V82H148ZM154 80H155V79H154ZM204 80H205V79H204ZM210 80H211V81H210ZM230 80H232V79H230ZM97 81H98V80H97ZM132 81H131L130 84H132ZM150 81H152V80H150ZM156 81H157V80H156ZM225 81H226V80H225ZM17 82H18V83H17ZM124 82H125V81H124ZM129 82H130V81H129ZM153 82H154V81H152V84H153ZM157 82L159 83V81H157ZM172 82H173V81H172ZM205 82H206V81H205ZM205 82H203V84H204ZM220 82H221V81H220ZM228 82H229V80H228ZM136 83H137V82H136ZM226 83H227V82H226ZM235 83H236V82H235ZM130 84L128 83V86H129ZM152 84H151V87L153 86V87L155 88V86H156L155 84H157V83L154 82V85H152ZM188 84H189V82H188ZM215 84H216V83H215ZM215 84H214V85H215ZM220 84H221V83H220ZM229 84H233V83H231V81H230ZM119 85H120V84H119ZM133 85H134V84H133ZM139 85H140V83H139ZM157 85H158V84H157ZM159 85H161V84L159 83ZM159 85H158V86H159ZM201 85H202V84H201ZM206 85H205V86H206ZM125 86H126V85H125ZM137 86H138V84H137ZM144 86H146V85H144ZM147 86H148V85H147ZM149 86H150V84H149ZM149 86H148V87H149ZM158 86H157V87H158ZM216 86H218V85H216ZM216 86H215V87H216ZM228 86H231V85H228ZM114 87H116V88H114ZM120 87L122 88L121 85H120ZM131 87H132V85H131ZM141 87H142V86H141ZM160 87H161V86H160ZM160 87H158V88H160ZM162 87H163V86H162ZM182 87H183V86H182ZM198 87H199V86H198ZM202 87H203V86H202ZM212 87H213V85H212ZM133 88H136V86H135V87L133 86ZM139 88H140V87L138 86V87L136 88L137 90L134 89V90H135V93H137V95H140V93L143 91V89L141 88L142 90H140V91H141V92H140V91L138 90ZM154 88H151V89L153 90ZM167 88H168V87H167ZM167 88H166V90H164L165 88H164L163 90H161L162 88L159 89V90H160V92H161V91H162V92H163V91H164V92H165V91L168 92V91H167ZM169 88H170V87H169ZM177 88H178V87H176V88L174 87L173 93H170V91H169V93H170V95H171L172 97H174L173 94H174V95H175V94L177 95V93H178V95H179V92H181V91L179 90V88H178V90H177ZM192 88H194V87H192ZM199 88H201V87H199ZM205 88H207V87H205ZM205 88H204V89H205ZM230 88H231V87H230ZM127 89H128V88H127ZM131 89H132V88H131ZM146 89H147V88H146ZM149 89H150V88H149ZM149 89H148V90H149ZM175 89H176L177 91H176ZM182 89H183V88H181V90H182ZM186 89H187V88H186ZM186 89H185V91L183 90L184 92L182 91L183 93L181 92L182 94H180V95H183V96H184V94L186 95L185 92L188 90V89H187V90H186ZM190 89H191V88H190ZM197 89H198V88H197ZM197 89H195V90H197ZM202 89H203V88H202ZM227 89H229V88L227 87ZM105 90H104V91H105ZM113 90H112V91H113ZM120 90H121V89H120ZM144 90H145V88H144ZM148 90H147V92H146L147 94L150 93V92H148ZM152 90H150V91L152 92ZM154 90H157V88H155ZM159 90H157L155 93H154V91H153V92H152L153 94L150 93L151 96H150V95H147V97H146V95H145L146 93H145V91H144V92H142V95H143V93H145L143 96H145L146 98H145V97H141V95L138 96V98L141 97V98H144L145 100H147V98H150V99H152V100H151V104H154L153 107H155V104L158 105V103H159L160 106H163V107H164V110H163V109H162V110L165 111V110H166V109H165V106L162 105V104H164L163 101H166V99H168V98L171 99V98H170L171 96H170V97L168 96V98L163 97L164 95L162 96V94H164V93H162V94L159 93ZM168 90H169V89H168ZM171 90H172V88H171ZM195 90H194V91H195ZM198 90H199V89H198ZM90 91H91V90H90ZM112 91H111V89H110V92H112ZM124 91H125V90H124ZM124 91H120V93H118V92H117V93H118V94H121V92H124ZM128 91H129V90H128ZM130 91L133 92V90H130ZM203 91H204V90H203ZM205 91H206V89H205ZM86 92H87V91H86ZM86 92H85V93H86ZM171 92H172V91H171ZM187 92H188V91H187ZM225 92H226V91H225ZM69 93H68V95H69ZM82 93H83V92H82ZM87 93H88V92H87ZM87 93H86V95H87ZM125 93H126V94H125ZM133 93H134V92H133ZM135 93H134V94H135ZM190 93H191V92H190ZM227 93H228V92H227ZM96 94H98V95H96ZM101 94H102V93H101ZM105 94H106V93H105ZM167 94H168V93H167ZM222 94H223V93H222ZM229 94L231 95V93H229ZM232 94H233V93H232ZM235 94H237V93L235 92ZM72 95H73V94H72ZM82 95H83V94H82ZM86 95H85V96H86ZM103 95H104V93H103ZM108 95H109V94H108ZM126 95H127V92H124L123 95H122V97H120V95H119L120 98L117 97V95H116L115 97H117V98H115V97H114V98H115V100L118 99V100H116L117 102H115V101H114V98L110 96V100H111L112 102H111V101H108V103H107L106 105L110 106L109 103L111 102V103L113 104V107L115 108V109L113 108L114 110H116V109H118V108H122V110H124L125 112H127V111L130 112V111H131L130 113H132V110H133V112H134V111H135V112L138 111L140 115L137 114L138 112L135 113L136 115H135V116H132V117H130L129 115H126V116H129V117H130V118L128 117V118L130 119V120H129V119H128V120L131 122V126H132V127L130 128V127L127 126V128H126V127L124 126V128H126V130H125V131L122 130V131H124V132L121 131L122 134H120V133H121V132H120L121 128H119V129H120V130H119V129H118V126H119V127H121V126L123 127V125H125L124 122H123L124 124L122 123V120H123V119L120 120L121 123L118 122V121H117V122H111L112 120L109 121V123H107L108 120L106 121L105 118H104V119H105V122L103 121L104 123H106V124H108V125L111 124V123H112V124L115 123V125H116V123H118V124L120 123L119 125L117 124L118 126L116 125L117 128H116V126H112V124H111V129L116 128L117 132H118V130H119L120 133L118 132V134L121 135V139H122V135H123V133H125L127 130H128V131L133 130V126L136 128V130L138 129L139 132H141V131L143 132L144 130H146L147 125H143L144 123L142 124V121H144V120L141 121L142 118H141V113H140V111L142 112V110L144 109L145 112L143 111L142 116L145 117V118L149 117V116L146 117V115H148L147 111H149V110H147L148 108H146V105L148 104V101H149V100H147V102H145L144 99H143L144 103H143V101L141 100V102L143 103V105L145 106V108H142V105H141L142 103L140 102V103H141V104H140V103L138 102V103L140 104L141 108H142V110H138V108H137V107H139L138 103L135 104V105H137V106H135V105L132 106V105H131L132 103H130V101H129V98H130L131 96L128 97V95H127V96H126ZM129 95H130V94H129ZM131 95H132V94H131ZM165 95H166V94H165ZM176 95H175V96H176ZM178 95H177V97H178ZM180 95H179V96H180ZM187 95H188V93H187ZM220 95H221V94H220ZM223 95H224V94H223ZM227 95H228V94H226V96H227ZM101 96H102V95H101ZM105 96H106V95H105ZM148 96H149V97H148ZM183 96H180V97H183ZM80 97H81V96H80ZM135 97H137V96L135 95ZM177 97H176L175 100L172 98V99H173V102H177V103L182 104V101H183V100L180 102V101L177 99ZM184 97H185V96H184ZM191 97H192V96H191ZM191 97H190V98H191ZM243 97H244V95H243ZM72 98H73V99L76 98L79 102H81V103L85 106V107H83V105L81 104L82 107H83V108H86L87 112H86V110H85V111H84V110H81V107H80V106H78V107H79V108H78V107H76V106L74 107V105H73V106H72V105H69V102H70V100H71ZM93 98H92V100H93V102H94L95 100H94ZM107 98H108V97H107ZM244 98H247V96L244 97ZM249 98H251V96H250ZM73 99H72V100H73ZM81 99H85V98H83V96H82ZM89 99H90V98H89ZM98 99H99V98H98ZM130 99H132V98H130ZM134 99H135V98H134ZM153 99H154V100H153ZM169 99H168V100H169ZM172 99H171V100H172ZM192 99H193V98H192ZM247 99H248V98H247ZM86 100H87V99H86ZM101 100H103V98H102ZM139 100H140V98H139ZM139 100H137V98H136V101H139ZM155 100H156V101H155ZM180 100H181V98H180ZM252 100H253V99H252ZM74 101H75V100H74ZM74 101H73V103H74ZM89 101H91V100H89ZM104 101H105V100H104ZM136 101H135V102H136ZM188 101H189V100H187V103H188ZM79 102H78V103H79ZM83 102H84V103H83ZM106 102H107V101H105V103H106ZM132 102L135 103L134 101H132ZM149 102H150V101H149ZM153 102H156V103H153ZM184 102H185V101H184ZM258 102H259V101H258ZM70 103H71V102H70ZM78 103H77V105H79ZM95 103H97V101H96ZM102 103H103V101H102ZM146 103H147V104H146ZM216 103H217V102H216ZM259 103H260V102H259ZM74 104H75V103H74ZM145 104H146V105H145ZM172 104H173V103H172ZM183 104H184V103H183ZM75 105H76V104H75ZM106 105H105V106H106ZM148 105L150 106V103H149ZM157 105H156V106H157ZM166 105H167L166 108H168V105H169V104H167V102H166ZM170 105H171V104H170ZM184 105H185V104H184ZM184 105H181L180 108H182V106H184ZM160 106H159V107H160ZM192 106H193V105H192ZM258 106H259V105H258ZM106 107H107V106H106ZM106 107H105V110H104V111H105V112H109V109H106ZM150 107H152V106H150ZM150 107H149V108H150ZM171 107H172V106H171ZM175 107H177V106H175ZM184 107H185V106H184ZM184 107H183V108H184ZM187 107H188V106H187ZM187 107H186V108H187ZM195 107H196V106H195ZM107 108H108V107H107ZM110 108H111V106H110ZM136 108H137V109H136ZM139 108H140V107H139ZM141 108H140V109H141ZM145 109H146V110H145ZM168 109H169V108H168ZM168 109H167V110H168ZM172 109H173V108H171V109H169V110L171 111ZM175 109H176V108H175ZM177 109H178V108H177ZM177 109H176V110H177ZM101 110H102V109H101ZM106 110H108V111H106ZM110 110H111V109H110ZM119 110H121V109H119ZM122 110H121V111H122ZM156 110H158L157 107H156V109L154 108V110L150 109V111H152V112H153V111L156 112ZM160 110H161V108L159 109V111H160ZM162 110H161V111H162ZM167 110H166V113H165V112L163 113V111H162V112L160 111V112L163 113V115H164V114L166 115V114H167ZM180 110H181V109H180ZM180 110H179V113L176 114L177 116H178V114H180V113L183 114V113L186 111V110H185V111L181 112ZM104 111L102 110V112H104ZM124 111H123V112H124ZM159 111L156 112V113L159 114V113H160ZM189 111H190V110H189ZM189 111H188V112H189ZM196 111H197V110H196ZM199 111H200V110H199ZM261 111H262V110H261ZM174 112H175V111H174ZM174 112H173V113H174ZM177 112H178V111H177ZM150 113H151V112H150ZM161 113H160V114H161ZM173 113H172V114H173ZM185 113H186V112H185ZM185 113H184V114H185ZM198 113H201V112H198ZM198 113H196V114H198ZM214 113H215V112H214ZM108 114H109V113H108ZM111 114H112V113H111ZM115 114H116V113H115ZM132 114H134V113H132ZM153 114H154V113H153ZM153 114H152V115H153ZM157 114H155V115H153V116H156ZM182 114H180V115H181L182 117H185L184 114H183V115H182ZM193 114H195V113H191V115H193ZM212 114H213V113H212ZM130 115H131V114H130ZM149 115H151V114H149ZM161 115H162V114H161ZM167 115H169V114H167ZM176 115H175V117H176ZM185 115H186V114H185ZM111 116H112V115H111ZM115 116H116V115H115ZM123 116H125V114H124ZM159 116H160V115H159ZM159 116H158V118H159ZM173 116H174V114H173ZM204 116H205V115H204ZM261 116H262V115H261ZM98 117H99V116H98ZM116 117H117V116H116ZM156 117H157V116H156ZM162 117H163V116H162ZM162 117L160 116L161 119H160V120L158 119V120L161 121V120L163 119ZM175 117H174V118H175ZM187 117H188V116H187ZM187 117L183 118V120H185V122H186ZM194 117L196 118L197 116H194ZM205 117H206V116H205ZM209 117H210V116H209ZM209 117H208V118H209ZM94 118H96V117H94ZM99 118H101V117H99ZM102 118H103V117H102ZM108 118H109V117H108ZM111 118H113V117H111ZM120 118H121V117H120ZM120 118H119V119H120ZM154 118H155V117H154ZM154 118H153V120H155ZM197 118H198V117H197ZM197 118H196V119H197ZM259 118H260V117H259ZM109 119H110V118H109ZM119 119H117V120H119ZM143 119H144V118H143ZM150 119H152V116H151ZM150 119H149V120H150ZM165 119H166V118H165ZM170 119L172 120L171 115H170ZM176 119H177V120H181V119H180V116L176 117ZM189 119H190V117H189ZM193 119H194V118L192 117L190 120L192 121ZM198 119H199V118H198ZM206 119H207V118H206ZM260 119H261V118H260ZM98 120H99V119H98ZM98 120L95 119V120H93V121H97V122H99L101 119H100L99 121H98ZM173 120H175V119H173ZM173 120H172V121H173ZM177 120H175V121L178 122ZM183 120H182L181 122L184 124ZM194 120H195V119H194ZM194 120H193V121H194ZM124 121H125V120H124ZM145 121H146L145 124H147L148 118H147V120H145ZM159 121L156 122V120H155L156 123H160ZM167 121H168V119H167ZM89 122H91V121H89ZM110 122H111V123H110ZM126 122H127V121H126ZM130 122H129V123H130ZM151 122H152V120H151ZM162 122H163V121H162ZM170 122H171V121H170ZM257 122H258V121H257ZM257 122H256V123H257ZM104 123H102V124L104 125ZM127 123H128V122H127ZM129 123L126 124V125H129ZM163 123H164V122H163ZM89 124H92V123H89ZM89 124H88V125H89ZM102 124H101V125H102ZM106 124H105L104 126H105V128H108L107 130H109V127H106V126H108V125H106ZM121 124H123V125H121ZM154 124H155V123H154ZM171 124H174V123H171ZM177 124H178V123H177ZM177 124H176V125H177ZM180 124H181V123H180ZM243 124H244V123H243ZM262 124H263V123H262ZM120 125H121V126H120ZM148 125H150V124H148ZM152 125H153V124H152ZM248 125H249V124H248ZM252 125H253V124H252ZM258 125H259V124H258ZM260 125H261V124H260ZM99 126H100V125H99ZM109 126H110V125H109ZM129 126H130V125H129ZM166 126H167V125H166ZM171 126H172V125H171ZM171 126H170V124H169V127H168V128L170 129ZM181 126H182V124H181ZM102 127H103V126H102ZM238 127H239V126H238ZM252 127H253V126H252ZM258 127H259V126H258ZM82 128H83V127H82ZM84 128H85V126H84ZM99 128H100V127H99ZM124 128H123V129H124ZM129 128H130V130H129ZM135 128H134V131H135ZM241 128H242V127H241ZM256 128H257V125H256ZM256 128H255V130H256ZM262 128H263V127H262ZM171 129H173V128L171 127ZM114 130H115V129H114ZM148 130H151V129L148 128L146 131H148ZM227 130H228V129H227ZM236 130H237V129H236ZM111 131H112V130H111ZM168 131H169V130H168ZM234 131H235V130H234ZM237 131H239V128H238ZM237 131H236V133H235L236 135H237ZM104 132H105V131H104ZM104 132H103V134H104ZM107 132H108V131H107ZM132 132H133V131H132ZM142 132H141V134H142ZM144 132H145V131H144ZM148 132H149V131H148ZM215 132H216V131H215ZM224 132H225V131H224ZM136 133H137V132H136ZM149 133H152V132H149ZM219 133H220V132H219ZM225 133H226V132H225ZM259 133H260V132H259ZM76 134H77V135H76ZM130 134H131V133H130ZM139 134H140V133H139ZM153 134H154V133H153ZM212 134H213V132H212ZM214 134H215V133H214ZM217 134H218V133H217ZM226 134H227V133H226ZM230 134H231V133H230ZM235 134H234V136H235ZM244 134H245V133H244ZM75 135H76V136H75ZM105 135H107V134L105 133ZM113 135H114V134H113ZM113 135H112V136H113ZM126 135H127V134H126ZM133 135H134V134H133ZM137 135H138V134H137ZM210 135H211V134H210ZM224 135H225V134H224ZM227 135H228V134H227ZM227 135H226V136H227ZM242 135H243V134H242ZM102 136H103V135H102ZM108 136H109V133H108ZM110 136H111V135H110ZM124 136H125V135H124ZM128 136H129V132H128ZM139 136H140V135H139ZM139 136H137V137H139ZM142 136H143V134H142L140 137H142ZM215 136H217L216 138H218V135L215 134ZM231 136H232V134H231ZM231 136H230V138H231ZM234 136H233V139H234ZM237 136H238V135H237ZM239 136H241V135L239 134ZM115 137H116V136H115ZM117 137H119V135H118ZM130 137H132V136H130ZM140 137L138 138V140L140 139ZM146 137H147V136H146ZM220 137H221V136H220ZM228 137H229V135H228ZM228 137H227V139H228ZM242 137H243V136H242ZM261 137H263V135H261ZM110 138H111V137H110ZM132 138H133V137H132ZM237 138H238V137H237ZM237 138H235V139L238 140L239 138H238V139H237ZM254 138H255V137H254ZM73 139H74V138H73ZM121 139H120V140H121ZM136 139H137V138H136ZM233 139H232V140H233ZM242 139H243V138H242ZM256 139H258V137H256ZM262 139H263V138H262ZM262 139L260 138V141H261ZM127 140H128V139H127ZM240 140H241V139H240ZM248 140H249V139H248ZM253 140H254V139H253ZM258 140H259V139H258ZM258 140H257V141H258ZM2 141H1V142H2ZM107 141H108V140H107ZM134 141H135V140H134ZM142 141H143V140H142ZM250 141H251V140H250ZM260 141H259V143H262L263 140H262L261 142H260ZM16 142H15V143H16ZM71 142H72V141H71ZM121 142H122V141H121ZM121 142H120V143H121ZM125 142H126V141H125ZM127 142H129V141H127ZM131 142H132V141H131ZM166 142H167V141H166ZM229 142H231V141H229ZM232 142H234V141H232ZM232 142H231V143H232ZM15 143H14V145H15ZM55 143H57V142H55ZM55 143H54V144H55ZM63 143H64V142H63ZM115 143H116V142H115ZM197 143H199V142H196V144H197ZM24 144H25V143H24ZM24 144H23V145H24ZM42 144H43V143H42ZM64 144H65V143H64ZM129 144H130V143H129ZM139 144H140V143H139ZM162 144H163V142H162ZM164 144H165V141H164ZM200 144H201V143H200ZM228 144H229V143H228ZM244 144H245V143H244ZM30 145H31V144H30ZM62 145H63V144H62ZM159 145H160V144H159ZM236 145H237V144H236ZM240 145H242V143H241ZM262 145H263V144H262ZM20 146H21V145H20ZM126 146H127V145H126ZM126 146H125V147H126ZM246 146H247V145H246ZM1 147H3V146H1ZM1 147H0V148H1ZM51 147H52V146H51ZM242 147H243V146H242ZM262 147H263V146H262ZM262 147H261V148H262ZM4 148L7 150L6 147H4ZM105 148H106L107 150H109L110 155L107 156L108 158H106V159L104 158V161H103L102 158H103L104 156H101V157H102V158H101V157H100V154L105 150ZM246 148H247V147H246ZM2 149H3V148H2ZM2 149L0 150V167L3 166V167H4V170H5V167H7V169L10 168L11 170H10V169H9V170H10L11 172L13 171L12 173L14 174V175H13L11 172H9L10 174L13 175V176H11V177L15 178L14 181H19L18 183L20 184L23 180H22V176H20V179L22 180L21 182H20L19 178H18V179L16 178V177L18 176V174L21 173V175H22V174H24L23 172H25V174H28V173L25 171V169H21V168H22L21 165H23L22 162H24V166H25V165H27V163L30 162V158H32V157H31L32 155H34L33 157H37V158H38V154H36L37 156H35V153H36L37 151L35 152L34 150H32V151H34V154H32L33 152L31 153L32 155H31V154H28V155L30 156V158H29V156L27 155L26 158H29V160L27 159V160H28V161H27V160H25L26 158H24V157H23L24 159L19 158L18 156H20V155H17V154H16V156H14L15 154L12 155V153H11L12 151L10 152V153H11V154H10V153L4 152V150L2 151ZM34 149H35V147H34ZM124 149H125V148H124ZM126 149H127V148H126ZM170 149H171V147H170ZM170 149L168 150L169 153L171 152ZM193 149H194V148L191 149L192 152H193ZM195 149H196V148H195ZM51 150H52V148H51ZM67 150L69 151V154H68V151H67ZM182 150H183V149H182ZM189 150H190V149H189ZM197 150H199V149H197ZM47 151H48V150H47ZM47 151H46V152H47ZM105 151H106V150H105ZM127 151H128V150H127ZM151 151H152V150H151ZM172 151H173V150H172ZM183 151H184L183 153H186L185 150H183ZM8 152H9V151H8ZM41 152H42V150H41ZM44 152H45V151H44ZM44 152H43V153H44ZM49 152H50V150H49ZM49 152L46 153V154H49ZM51 152H50V153H51ZM137 152H138V151H137ZM176 152H177V151H176ZM192 152H191V153H192ZM37 153H39V150H38ZM43 153H42V154H43ZM103 153H104V152H103ZM103 153H102V155H105V154H106V153H104V154H103ZM146 153H147V152H146ZM177 153H178V152H177ZM177 153H176V154H177ZM187 153H188V152H187ZM187 153H186V154H187ZM193 153L195 154L196 152H193ZM193 153H192V154H193ZM24 154H25V153H24ZM42 154L40 153L41 156H42ZM54 154H55V155H54ZM107 154H108V153H107ZM123 154H124V153H123ZM140 154H141V153H140ZM178 154L180 155V149H179V153H178ZM181 154H182V152H181ZM186 154H185V155H186ZM188 154H190V153H188ZM200 154H201V153H200ZM120 155H122V153H120ZM146 155H147V154H146ZM149 155H150V154H149ZM169 155H170V154H169ZM171 155H172V154H171ZM24 156H25V155H24ZM41 156H40V157H41ZM44 156H45V154H43V157H44ZM49 156H51V155L49 154ZM140 156H141V155H140ZM180 156H183V155H180ZM192 156H193V155H192ZM45 157L47 158L48 155L45 156ZM45 157H44V159H45ZM183 157H184V156H183ZM188 157H189V156H188ZM188 157H187V158H188ZM37 158H36V159H37ZM41 158H42V157H41ZM68 158H69V159H68ZM138 158H139V157H138ZM138 158H137V159H138ZM181 158H182V157H181ZM33 159H34V158H33ZM33 159H31V160L33 161ZM67 159H68V160H67ZM122 159H123V158H121V160H122ZM179 159H180V157H178V162L181 163V162H180L181 160H184V159L186 160V156H185V158L180 159V161H179ZM190 159H191V158H190ZM38 160H39V159H37V161H36L37 165H36V163L34 162L35 159H34V161H33V164L35 163L36 167H37L38 164H39V163H38ZM42 160H43V158H42ZM47 160H49V158H47ZM70 160H71V162H70ZM92 160H91V161H92ZM100 160H99V161H100ZM105 160H106V162H105ZM121 160H120V163H121ZM185 160H184V163H186ZM39 161H41V160H39ZM43 161H46V160H43ZM60 161H61L62 163H61ZM187 161H188V159H187ZM66 162H67V163H66ZM86 162H87V158H86ZM86 162H85V163H86ZM88 162H90V161L88 160ZM88 162H87V163H88ZM92 162H93V161H92ZM96 162L98 163V161H96ZM188 162H189V161H188ZM41 163H42V161H41ZM90 163H91V162H90ZM108 163H107V166H109ZM113 163H114V162H113ZM115 163H116V162H115ZM29 164H30V163H29ZM60 164H61V165H60ZM92 164H94V163H92ZM99 164H100V165H99L100 167L97 166L96 164L93 166V167H95V170H96L97 167L100 168V169L98 168L99 170H103V169H104L103 167H102L103 169H101V166H102V165H101V163H99ZM116 164H117V163H116ZM121 164H122V163H121ZM121 164H120V166H122ZM123 164H124V162H123ZM181 164H182V163H181ZM181 164H180V165H181ZM35 165H34V167H35ZM44 165L47 166V164H44ZM69 165H70V166H69ZM88 165H89V163L87 164V166H88ZM114 165H115V164H114ZM114 165H113V166H114ZM183 165H184V164H183ZM189 165H190V164H189ZM189 165H187V163H186L185 166L188 167ZM20 166H21V167H20ZM46 166H45V167H46ZM81 166H83V167L81 168ZM105 166H106V165H105ZM107 166H106V167H107ZM110 166H111V167H109V171H110V168H112V165H110ZM118 166H119V164H118ZM120 166H119V167H120ZM185 166H184V167L181 166L182 169L184 168V169H183V172H185ZM190 166H191V165H190ZM8 167H9V168H8ZM29 167H31V166H28V171H29ZM34 167L32 166L31 169H33L32 171H33V173L35 174L36 171L34 172V170H35L36 167H35V168H34ZM40 167H41V165H40ZM42 167H43V169H44V166H42ZM64 167H63L61 173H65L63 170H68V169H64ZM85 167H86V166H85ZM93 167H92V168H93ZM114 167H116V166H114ZM114 167H113V168H114ZM136 167H137V166H136ZM141 167H143V166H141ZM141 167H139V168H141ZM23 168H24V167H23ZM49 168H50V167L47 166L46 170L49 169ZM113 168H112V169H113ZM120 168H121V167H120ZM38 169H39V166H38ZM38 169H36V170H38ZM41 169H42V168H40V170H41ZM51 169H52V167H51ZM54 169H53V170H54ZM93 169H94V168H93ZM118 169H119V168H118ZM118 169L116 168V169H114V170H118ZM134 169H135V168H134ZM0 170H2V168H0ZM4 170H3V171H4ZM26 170H27V168H26ZM40 170H38V171L40 172ZM44 170H45V169H44ZM44 170H43V174H42V172H41V174H42V175H44V174L46 175L45 177H47V178H45V179H48V177L53 176V174L51 175V171H50V169H49L50 173H49V171L47 170L50 176H48L47 173H44ZM53 170H52V173H53ZM72 170H74V171H72ZM95 170H92L93 173H95V172H94ZM107 170H108V169L105 168V169H104V172L107 171ZM114 170H113V172H116V171H114ZM121 170H122V169H121ZM121 170H118V171H119V172H122ZM140 170H143V169L141 168ZM3 171H2V172H3ZM30 171H31V170H30ZM111 171H112V170H111ZM111 171H110V172H111ZM136 171H137V168H136ZM138 171H139V170H138ZM5 172H6V171H5ZM5 172H3L2 174H3L4 177L7 178L9 174L6 172L8 175L5 176V175H4ZM45 172H46V171H45ZM89 172H90V171H89ZM89 172H86V173H89ZM100 172H103V171H100ZM104 172H103V174H104ZM110 172L107 171V172H105V173H106L107 175H109ZM113 172L110 173V174H111V175H110V178L113 177L112 175H114V176H115L116 174L119 175V172L116 173V174H113ZM132 172H133V171H132ZM132 172H131V173H132ZM140 172H142V171H140ZM144 172H145V170H144ZM144 172H143V173H144ZM146 172H147V171H146ZM146 172H145V174L149 173V172H147V173H146ZM30 173H31V172H30ZM30 173H29V174H30ZM55 173H54V174H55ZM57 173H56V175H54V176H56L57 178H56V177H53V178H56V179H60V180H61L62 176L59 174L60 177H58V176H57ZM84 173H85V172H84ZM91 173H92V172H91ZM96 173H97V174H101V173H99V172H96ZM129 173H130V172H129ZM2 174H0V175H2ZM66 174H67V173H66ZM123 174H124V173H123ZM123 174H120V175L122 176ZM137 174H139V173H137ZM137 174H136V175H132V176H136V177H137ZM32 175H33V174H32ZM37 175H38V174H37ZM75 175H76V176H75ZM101 175H102V174H101ZM101 175H100V176H101ZM127 175H128V174H127ZM141 175H142V174H141ZM151 175H152V174H151ZM234 175H235V174H234ZM9 176H10V175H9ZM14 176H15V177H14ZM33 176H34V175H33ZM71 176H69V178H70ZM83 176L85 177L86 175L83 174ZM111 176H112V177H111ZM121 176H116V177H115L116 180L113 178L115 181H118V186H119V183H120V182L122 183L121 179H122L123 177L121 178ZM123 176H125V174H124ZM145 176H146V177H145L146 179L151 177V176H149V174H147V175H145ZM147 176H148V177H147ZM23 177H26V176H23ZM28 177H30V175H29ZM74 177H72L73 180L75 179ZM84 177H82L83 179L81 178V180H80V179H79V180H76V179H75L76 182L80 183V185H81L82 187L79 186V184H76V186L74 187L75 180L73 181L71 178H70V179L73 181V183H71V180H70V185L67 184V185H68L67 187L73 186V188L76 189V188H78L77 186H79V191L76 189L77 192H78V194H79L81 191H84V190H85V189L83 188V187L86 188V186H84L85 184H88V182H89L88 185H93L92 183L95 181V180H94L95 178H93V177H91V176H90V177H91L90 180H89L90 177H88V175H87V177H85V178H87L88 180L85 179ZM101 177H102V176H101ZM143 177H144V175H143ZM257 177H258V176H257ZM6 178H5V179H6ZM53 178L51 177L50 181H52ZM102 178H103V177H102ZM138 178H139V175H138ZM140 178L143 179L142 177H140ZM140 178H139V179H140ZM261 178H262V177H261ZM10 179H12V178H10ZM40 179H41L42 181H44V182L46 181L45 179L42 178V176H41ZM40 179H39V180H40ZM56 179H53V181H52L53 184H54L55 181H56V184H58V182L60 181V180H56ZM92 179H93L94 181H92V183H91V180H92ZM103 179H107V178H103ZM134 179H135V177H132V182H134V181H133ZM136 179H137V178H136ZM253 179H255V178H253ZM253 179H252V180H253ZM39 180H38V182H34V184H35V183H36V184L39 183V184H37V186L40 185L41 182H39ZM48 180H49V179H48ZM48 180H47L46 182H49ZM54 180H55V181H54ZM68 180H69V179H68ZM96 180H98V179H96ZM114 180H113V182H114ZM152 180H153V179H152ZM256 180H257V178H256ZM27 181H28V180H27ZM30 181H31V180H30ZM57 181H58V182H57ZM136 181H137V180H136ZM136 181H135V182H136ZM138 181H140V180H138ZM138 181H137V182H138ZM141 181H142V180H141ZM141 181H140V183H141ZM147 181H149V183H150V180H146L145 182H147ZM28 182H29V181H28ZM31 182H32V181H31ZM31 182H29V183L26 185V187H27L29 184H30V185L33 184V183H31ZM46 182H45V185L47 186V183H46ZM64 182H65V181H63V183H64ZM68 182H69V181H68ZM135 182H134V183H135ZM182 182H183V181H182ZM187 182H188V181H187ZM15 183H16V182H15ZM15 183H14V185L17 184V189H19V187H18V186H19L18 183H16V184H15ZM52 183H51V185H52ZM66 183H67V182H65V185H66ZM96 183H97L98 186H99V180H98ZM134 183H133V184H134ZM138 183H139V182H138ZM142 183H143V182H142ZM185 183H186V182H185ZM188 183H189V182H188ZM194 183H195V182H194ZM196 183H197V182H196ZM196 183L194 184L195 186H196ZM216 183H217V181H216ZM229 183H230V182H225V183H224V182H222V183L220 182V185L223 184L222 186L219 187V188H221L222 190L219 189V188H217V189H218L217 193H218L219 190H220V191H224L226 194H229V196H230V195L232 196V198H231V196L228 197V195H226V196L228 197V198H227L228 201H229L230 199H233V200H234V197L236 196V192H234V191L232 192V191H231V190H232V189H231L232 186H231V184H229ZM231 183H232V185H233L232 188H234V184H233V182H231ZM250 183H251V182H249V184H250ZM252 183H253V181H252ZM34 184H33V186H34ZM71 184H73V185H71ZM122 184H123V183H122ZM122 184H120V185L122 186ZM190 184H191V183H189V185H190ZM192 184H193V182H192ZM245 184L247 185L248 183H245ZM254 184H255V183H253V186H252V184H251V186H250V185H248V186H244V187H247V188H245L247 191H246V192L244 191L245 193L243 192V194H246V195H247V196L244 195L245 197H247V198H245L246 202H250V201H247L248 197H249V199H252V197H254V195L256 196V194L258 195V193L260 194V193H263V192H264V191H263V192H260V191H259V190H261L263 187L259 189V185H261V184H260V183H259V184L257 183V184H258L257 186H258V191H259V192L256 191V193H254L253 191H255V190L257 189V188H255V185H256V184H255V185H254ZM30 185H29V186H30ZM45 185L42 183V185H40V186H38V187H37V186H36V187L34 186V187H35L36 189L40 187V188L37 189V190H41V189L43 188V191H41V192H42V194L44 195V193H43L44 190L47 192V189H48V188L44 189V186H45ZM59 185L61 186V185H64V184L60 183ZM115 185H117V182H116ZM134 185H136V184H134ZM138 185L140 186V184H138ZM151 185H152V183H151ZM212 185H213V184H212ZM229 185H230L231 187H230ZM240 185H241V184H240ZM29 186H28V187H29ZM46 186H45V187H46ZM53 186H55V185H53ZM95 186H96V184H95ZM95 186L93 185V187H95ZM98 186H97V187H98ZM209 186H210V185H209ZM236 186H237V185H235L234 190L237 189L238 191H240V186H239V188H238V186H237V188H236ZM26 187H23V188L25 189ZM30 187L33 188L32 186H30ZM47 187L50 188V185H48ZM56 187H57V185H56L55 187H52V188H56ZM64 187H65V186H64ZM64 187L62 186V188H64ZM67 187H65V188H67ZM97 187H96V188H97ZM197 187H198V185H197ZM206 187H207V186H206ZM212 187H213V186H210V189H211ZM216 187H218V186L215 185V187H214L215 190H217ZM244 187H243V188H244ZM249 187H250V188H249ZM251 187H252V188H251ZM12 188H14V187H12ZM15 188H16V187H15ZM35 188H33V190H34ZM57 188H59V186H58ZM73 188H72V190L74 191L75 189H73ZM89 188H90V187H89ZM89 188H88V189H89ZM96 188H95V190L97 191L98 189H96ZM98 188H99V189H102V187L100 188V186H99ZM104 188H105V187H104ZM198 188H200V187H198ZM207 188H208V187H207ZM229 188H230L231 190H229ZM17 189H14V190L16 191ZM24 189H23V191H24ZM29 189H30V188H29ZM29 189H28V188L25 189V192H26V190L28 191ZM60 189H61V188L56 189V190H54V191L57 192V190L60 191ZM83 189H84V190H83ZM86 189H87V188H86ZM88 189H87V190H88ZM117 189H119V188L117 187ZM196 189H197V188H196ZM212 189H213V188H212ZM33 190H32V191H33ZM49 190L52 191L53 189H49ZM67 190H68V191H67ZM67 190L63 189V193H61V194H62V196H63V195L65 196V194L68 193L69 196L67 195V197H69V198L66 197V198H67V201H68V199L71 200L72 197L74 198L75 193H77V192L74 191V192H73V193H74V194H73L74 196H73L72 194H69L71 188H70V190H69V189H67ZM87 190H86V192H87ZM90 190H93V188H90L89 191H90ZM95 190H93V192H94ZM103 190H104V189H103ZM105 190H106V188H105ZM105 190H104V192H106ZM120 190H122V189H120ZM120 190H119V193L121 192ZM197 190H199V189H197ZM213 190H214V189H213ZM213 190H212V191H213ZM215 190H214V192H215V195H214L211 191H209V188H208L209 196L214 195L215 198H217L218 195H217V197H216V194H217V193H216ZM237 190H236V191H237ZM17 191H22V190L19 189V190H17ZM17 191H16V192H17ZM23 191H22V192H23ZM32 191H28V193L26 192L27 194H29L30 192L32 193V194H30V196H28L27 198H32L31 195L34 196V198H35V195H34L33 193H36V192H34V191L32 192ZM66 191H67V192H66ZM100 191H101V192H100ZM100 191H99V193H100V194L102 193V195H100L98 192H97V193H98V194H97L96 192L93 193V192L91 191V192H92V195L95 196V197L93 196V198H92V199H94V202H95V204L93 205L94 207H95L96 202H97V201H95V200H97L98 198H101L100 196H102V197L104 198L105 193L103 194L102 190H100ZM122 191H123V190H122ZM238 191H237V192H238ZM241 191H243V190H242V187H241ZM241 191L238 192V193L241 194ZM248 191L254 193V195L251 193V196H248V195H250ZM261 191H262V190H261ZM25 192H23V193H25ZM37 192H38V191H37ZM46 192H45V193H46ZM49 192H50V191H49ZM49 192H47L46 194H48ZM61 192H62V189H61ZM140 192H141V191H140ZM177 192H179V191H177ZM177 192H175V193H177ZM26 193H25V194H26ZM51 193H53V192H51ZM51 193H50V194H51ZM54 193H55V192H54ZM59 193H60V192H59ZM71 193H72V192H71ZM95 193H96V194H95ZM107 193H108V192H107ZM201 193H203V192H201ZM206 193H207V192H206ZM206 193H205V194H206ZM210 193H211V194H210ZM219 193H220V192H219ZM225 193H224V194H225ZM25 194H24V195H25ZM27 194H26V195H27ZM37 194H40V191H39ZM37 194H36V195H37ZM56 194H57V193L52 194V195L54 196V195H56ZM78 194H77V195H78ZM80 194H82V193H80ZM80 194H79V195H80ZM86 194H87V193H86ZM86 194L84 193V195H86ZM121 194H122V193H120L119 195H121ZM131 194H132V193H131ZM133 194H134V193H133ZM138 194H139V193H138ZM156 194H157V193H155V195H156ZM179 194H180V193H179ZM179 194L177 195V198H179ZM203 194H204V193H203ZM48 195H49V194H48ZM71 195H72V196H71ZM77 195H76V197L79 196V195H78V196H77ZM84 195H82L81 198H80V196H79V198H80L81 200H82L83 198L85 199V197H87V195H86L85 197H84ZM106 195H107V194H106ZM136 195H137V194H136ZM157 195L159 196V194H157ZM185 195H186V194H185ZM241 195H242V194H241ZM40 196H41V195H40ZM59 196H60V195H59ZM64 196H63V197H64ZM90 196H91V194H90ZM140 196H142V195L140 194ZM158 196H157V197H158ZM181 196H183V194H182ZM189 196H190V194H189ZM207 196H208V193H207ZM226 196H224V197L226 198ZM237 196L240 197V195H237ZM37 197L40 198L39 196H37ZM169 197H170V196H169ZM171 197H172V196H171ZM175 197H176V195H175ZM175 197H174V199H175ZM239 197H238V199H239ZM0 198H1V196H0ZM42 198H44V197H42ZM42 198H40V199H42ZM53 198H55V196H54ZM56 198H58V195H56ZM56 198H55V199H56ZM79 198H78V201H79ZM95 198H97V199H95ZM103 198H102V199H103ZM105 198L107 199V197H105ZM105 198H104V199H105ZM141 198H142V197H141ZM141 198L138 197V199H141ZM177 198H176V199H177ZM181 198H182V199H185L186 197H184V198L181 197ZM193 198H194V197H193ZM204 198H207L206 195H204ZM209 198H210V197H208V199H209ZM212 198L215 199L214 197H212ZM225 198H223V199H225ZM229 198H230V199H229ZM235 198H236V197H235ZM242 198H243V200H244V197H242ZM84 199H83V200H84ZM88 199L90 200L89 195H88V197H87L86 200H88ZM104 199H103V200H104ZM132 199H133V197H132ZM134 199H135V198H134ZM134 199H133V200H134ZM157 199H158V198H157ZM160 199H161V198L159 197L158 201H159ZM176 199H175V200H176ZM179 199H180V198H179ZM179 199H177V201H178ZM219 199H220V198H219ZM219 199H218V201H219ZM223 199L221 198L220 201L223 200ZM240 199H241V198H240ZM249 199H248V200H249ZM3 200L5 201L6 199H3ZM24 200H26V197H25ZM29 200H30V199H29ZM31 200L34 201L33 199H31ZM37 200H38V199L36 198V201H37ZM70 200H69V201H70ZM73 200H74V199H73ZM76 200H77V198H76ZM81 200H80V201H81ZM83 200H82V201H83ZM98 200L100 201V199H98ZM103 200H102V203H104V204H106V205H108V204L110 203V201H108V200H104V201H106V203L103 202ZM130 200H131V199H130ZM180 200H181V199H180ZM185 200H186V199H185ZM205 200H207V199H205ZM227 200H224L225 203H226ZM7 201H8V200H7ZM7 201H5V203H6ZM36 201L32 202V204H35V203H38V202H39V200H38V202H36ZM45 201H46V200L42 199V202H41V203H45ZM57 201H58V199H57ZM63 201H64V200H63ZM78 201H77V202H78ZM80 201H79V202H80ZM91 201H92V200H91ZM107 201L109 202L108 204H107ZM136 201L139 202L137 199H136ZM141 201H142V200H141ZM155 201H156V200H155ZM158 201H157V202H158ZM160 201H161V200H160ZM207 201H209L210 203H209V202H208V203H209L210 205H212V203H213L212 200H211L212 202L210 201V199L207 200ZM216 201H217V200H216ZM224 201H223V202H224ZM251 201H253V199H252ZM257 201H258V200H257ZM2 202H3V201H2ZM8 202H9V201H8ZM59 202H61V204H62L61 199H60ZM59 202H58V203L55 202L56 204L54 203V205L56 206V205L60 204ZM64 202H65V201H64ZM79 202H78V204L76 203L77 205L74 204L75 207L77 206L76 208H78V205H79V208H78V209H76L75 207H73L74 205H73V203H72L73 206H72V205H71V207L69 206L70 209H69V207H67L69 210L66 208V206H67L66 204H67V203H65V204L63 203L64 205H66V206H65L66 211L68 210V211L70 212V211H72V210L74 209V210L71 212V213H74V211L78 210V211H76V212L71 216V220H72V222H74V219H75V218L80 219V221H82L81 218L84 216V214H85V216H86L87 213H84L82 217H81V215H79V216H80V217H79L78 214L83 213V212H86L87 208L89 207L88 205H92V204H87V203H85V204H87V206H88V207H87L86 205H84V201H83V203H82V202L79 203ZM86 202H87V201H86ZM88 202H89V201H88ZM94 202H93V203H94ZM143 202H144V200L142 201V203H143ZM168 202H169V201H168ZM178 202L182 203V202H184V200H181V201H178ZM178 202H177V203H178ZM188 202H189V201H188ZM223 202H221L222 204H221L220 202H219V203L217 202V203H218V204H221V205L224 204V205L226 206L227 203L225 204V203H223ZM246 202H245V204H246ZM254 202H256V201H254ZM254 202H251L250 204H255ZM69 203H70V202H69ZM74 203H75V202H74ZM90 203H91V202H90ZM102 203H101V202H98V204H100V205H101ZM134 203H135V202H134ZM142 203H141V204H142ZM146 203H148V202L145 201L144 204L146 205ZM165 203H166V202H165ZM165 203H164V204H165ZM205 203H207V202L204 201V203L202 204V206H204V205H205V207L208 206V209H206V211H205V209L203 210V208H201V213L199 212L201 216H202L203 211L205 212V213H204L205 216H202L203 219H202V217H201V219H200V218L198 219V214H199V213H198V212H194V211H197V209L200 210V209H199L200 207L198 208V207L195 206L197 209L194 210V209L192 208V206H193L192 203H191L192 205H190V206H189L190 203H187V202H185L186 205L188 204L187 206L183 205V206L186 207V210H188V213L191 211V212H190V217L194 215V214H193V215L191 214V213H193V212L195 213L194 216L197 215V217H193V221H194V219H195V220L197 219V220H196L197 223H195L194 226H193L192 224H193L194 222H196V221H194L193 223H191V222H192V221H191L192 218L190 219V221L188 220L190 217H189L188 219H186L187 221L185 220V222H187V223L189 222V224H190L191 226H193L194 228H192V227H190V226L187 227L186 224H185V222H184L183 224H184L185 226H184L183 224H182V225H183L184 227H187V228H184V227L182 226V229H181V230L179 229L178 232L175 231V227H174V226H173L174 228L172 227V228L174 229V230L172 229L173 231L170 229L172 232L175 233V235H176L177 233H179V234H177V235H179V236H178V237L176 236L177 238L174 237V236H173V237H174V238H173V237L171 236V239H172V238L174 239V240H173V243H174V244L171 243V244L173 245V246L171 245V247H172L171 249H174V250H173L174 253L177 252V253H179V254H180V252H181V250H182L181 253H183V255H181V254L178 255V256H180L179 258H181L182 256H183V258H184V259L182 258V260H181L182 263H181V264H183V263H184V264H203V263H205V262H207L208 264H209V263H210V264H211V263L214 264V262H215V261L213 262V260H214V256L217 257V254L219 255V252L217 253L216 251H219V247H221V246L223 245L222 243H225V242L222 241V243H221L222 245H221V246H218L217 248L215 247V246H217V245H214V246H213V245L211 244V242H212L213 240H215V238H213V237H216V236L218 235V232H219V230H220L221 228H222V229H221V231H222V230H224L223 227L226 228V230H227V228L229 229V228L232 226V225H231V226L228 225V226H230V227H227L228 222H227V218H225V217H228V214H229L230 218H233V219H234V221H233L232 219H229V218H228L229 223H230V220H232V222H233L232 224H233V226H234V227H233V226L231 227V228H233V230H232L233 232H231V230H230L231 234H232V233L234 234V231H235L234 236L237 235V237H238L239 239L242 238L243 241L246 239L245 237H247V240L249 239V241H252V240L254 239V238L252 237V235H253L252 232H254V231H252L253 228L251 229V227L249 228L247 224H245V223H244V224L241 223V221L244 220V217L246 218V216L243 215L244 211L239 210V211H241L242 213L239 212V211H237L236 213L233 212V211H234V209L232 208L233 205H234V208H236V210H238V207H235V206H236L235 204H232V207H231V205L229 204V203H231V202H229V203H228L229 205L227 204L226 208L223 206V207L225 208L224 211H225V213H226V214L224 215V214L221 212V210H223V208L221 207L222 209L220 210V207H219V206H221V205L218 206L217 203L214 204V203H215V200H214V203H213V204L216 205V208H217V209H218V207H219V210H220V211L217 210V213L213 210V209H215L214 205H213V206H209V204L207 205V204H205ZM2 204H4V202H3ZM61 204H60V205H61ZM63 204H62V205H63ZM136 204H137V203H136ZM136 204H135V205H136ZM138 204L140 205V202H139ZM148 204H149V203H148ZM148 204H147L146 206H148ZM169 204H170V203H169ZM241 204H243V203H241ZM241 204H240L239 209L241 208L242 210H244V208H242V207H244V206H242ZM5 205H6V204H5ZM8 205H9V203H8ZM10 205H11V204H10ZM37 205H40V202H39V204H37ZM41 205H42V204H41ZM54 205H53V206H54ZM62 205H61V207H63V208H61V210H59L60 208H59V209L57 208V207L59 206V205H58V206L55 207V208H57V209L54 208L53 211L57 210L58 212H61L62 209L64 210V206H62ZM100 205H99V206H100ZM255 205H256V204H255ZM11 206H12V205H11ZM11 206H10V207H11ZM13 206H14V205H13ZM35 206H36V204H35ZM85 206H86V210H85ZM93 206H92V208H93ZM97 206H98V205H97ZM104 206H105V205H104ZM104 206L102 205V206H100V207L94 209V212H95V214H96V217H93V214H91L92 217H90V218H88V217H87V218H84V221L82 222V226H81V227H78V224H77V225L75 224V225H73L74 228H73V226H72V228H71V226L68 225L70 222H69V221H68L69 223L66 222V223H68V224H66L67 226L64 228V232H65V230H66V232H68V234H69V232L73 229L72 231H73L74 233H72V231H71V232H70L71 234H69V235L66 234V235H67V236H66L65 233L62 231L64 234L62 233V238H60V237H59V238H60L61 240L63 239V240H62L63 242L60 243V241H59L58 243H60V244L57 243L58 245H55L54 243H51V242H50V245L53 247V244H54V246L56 247V248L54 247L55 250L59 247V245H60V247H61V246L63 247L64 244H65V245H64L65 247H67V245H68V248H69V247H70V246H69L70 244H68V243H69V240H68V239H71V235H72V237H75V235L78 233V232H77L78 230H80L79 233L77 234L78 237H80V238L83 239L84 236H86V235H84V234L82 233L83 230H82V232H81V229H84L85 231H86V229H88V231H90L89 229L92 228V229H91V233H90V232H88V233L86 232L87 235H88V237H87V236H86V237H87V238H91V239L93 240V238H92L93 236H92L91 234H92V233L95 234V233L97 232V229H96V231H95L94 229L97 228V227L100 229V228L102 227V226L100 225V223L103 224V222H105V224H106V222H109L108 220H111V219H112V218L108 219V218H107L108 216L105 215V213H107V215H111V214L114 212V211H111V210H112L111 204L109 205L111 208H110L109 206H108L109 208H107V210H108V209H111L110 211H111L112 213L109 211V213H111V214H108L107 210H105V212H103L104 208L106 209V206H105V207H104ZM136 206L138 207V205H136ZM140 206H141V207H140ZM140 206H139V207L142 209V208H143L142 205H140ZM146 206H144V207H146ZM149 206H150V205H149ZM188 206H189L191 209H190ZM241 206H242V207H241ZM246 206H247V205H246ZM0 207H1V206H0ZM4 207H5V206H4ZM4 207H3V208H4ZM15 207H16V206H14L13 208H15ZM40 207H41V206H40ZM90 207H91V206H90ZM137 207H136V209H137ZM139 207H138V208H139ZM187 207H188L189 209H187ZM195 207H194V208H195ZM205 207H204V208H205ZM209 207H210V208H209ZM211 207H213V208L211 209ZM254 207H255V206L253 205V206H252L253 210L256 209V208L254 209ZM13 208H12L11 210H14ZM36 208H37V207H36ZM38 208H39V207H38ZM92 208H91V209H92ZM140 208H139V209H140ZM149 208H150V209H153V206H152V207H149ZM149 208H148V209H149ZM245 208H246V207H245ZM247 208H248V207H247ZM249 208H250V207H249ZM1 209H2V208H1ZM15 209H16V211L14 212V215H16L15 213L18 211V210H17V207H16ZM34 209H35V208H34ZM139 209H137V211H138ZM141 209H140V210H141ZM145 209H146V208H145ZM150 209H149V211H146L147 213H145V215H147V216H146L147 218L144 216V217L146 218L145 221L142 219V220L144 221V227H145V223H146V224L149 223V222L146 221V220L150 219V218H149V215H150V214L152 215L153 212H156V211H154V209H153V210H150ZM166 209H167V208H166ZM11 210L9 209L8 211L12 213ZM84 210H85V211H84ZM92 210H93V209H92ZM202 210H203V211H202ZM236 210H235V211H236ZM245 210H246V209H245ZM259 210H260V209H259ZM261 210H262V208H261ZM0 211H2V210H0ZM8 211H7V213H8ZM57 211H55V213L53 212L54 215H55L53 219H55V218H59L57 215H60V213H58ZM64 211H65V210H64ZM87 211H90V210L88 209ZM143 211H145V210L143 209ZM143 211L141 210L140 212L143 213ZM165 211H166V210H165ZM167 211H168V209H167ZM167 211H166V212H167ZM213 211L215 212V215H216V216H214L215 219L212 220V219H211L212 217H211L210 215H212L211 213H213ZM218 211H219V212H218ZM247 211H248V210H247ZM56 212H57V213H56ZM69 212H67V213H69ZM140 212L138 211V214H140ZM161 212H163V211H161ZM17 213H18V212H17ZM38 213H39V212H38ZM61 213H62V212H61ZM92 213H93V212H92ZM142 213H141V214H142ZM164 213H165V212H164ZM185 213H186V212H185ZM188 213H187V214H188ZM197 213H198V214H197ZM246 213H247V212H246ZM248 213H249V212H248ZM0 214H1V212H0ZM8 214H10V213H8ZM12 214H13V213H12ZM12 214H11V215H12ZM56 214H57V215H56ZM88 214H89V213H88ZM95 214H94V215H95ZM114 214H115V213H114ZM153 214H154V213H153ZM213 214H214V213H213ZM244 214H245V213H244ZM260 214H261V213H260ZM36 215H38V214H36ZM91 215H89V216H91ZM103 215H104V216H103ZM185 215H186V214H185ZM188 215H189V214H188ZM256 215H257V214H256ZM0 216H2V215H0ZM16 216H17V215H16ZM56 216H57V217H56ZM67 216H68V214H67ZM77 216H78L79 218H78ZM85 216H84V217H85ZM105 216H106V218L108 219L107 221H106V219H105ZM112 216H113V214H112ZM117 216L120 217V215H116V216L114 215V217H116V218H117ZM139 216H140V215H139ZM139 216L137 215V218H138ZM142 216H143V215H141V218H142ZM209 216H210V218H209ZM224 216H225V217H224ZM231 216H232V217H231ZM242 216H243V217H242ZM249 216H250V215H249ZM109 217H111V216H109ZM114 217H113V218H114ZM183 217H184V216H183ZM185 217H186V216H185ZM185 217H184V219H185ZM187 217H188V216H187ZM204 217H205V218H204ZM10 218H12V217H10ZM116 218H115V220H116ZM134 218H135V217H133V219H134ZM137 218H135V219H137ZM240 218H241L242 220H240ZM253 218H254V217H253ZM256 218H257V217H256ZM67 219H68V217H67ZM69 219H70V217H69ZM77 219H75L76 222H77ZM82 219H83V218H82ZM117 219H118V218H117ZM126 219H127V218H126ZM135 219H134V220H135ZM139 219H140V217H139ZM247 219H249L248 216H247ZM55 220H56V219H55ZM55 220H52V223H53V224L57 221V220H56V221H55ZM115 220H114V221H115ZM120 220H124V219H121V218H120ZM130 220H131V224L129 223L130 221H128V219H127L128 224L132 225V221H133V220H132V219H130ZM140 220H141V219H140ZM142 220H141V222H142ZM198 220H199L200 222H199ZM53 221H54V222H53ZM111 221L113 222L112 224H113L114 226H112V225L110 224ZM111 221L109 222V224H110L113 228L116 227L117 225L115 226V223H116L117 220L115 221V223H114L113 220H111ZM148 221H149V220H148ZM178 221H179V224H180V223H182L181 221H184V220L182 219L181 221H180V220H178ZM178 221H177V222H178ZM246 221H247V220H246ZM263 221H264V220H263ZM50 222H51V219H50ZM50 222H48L49 225L52 224V223H50ZM118 222H120V221H118ZM118 222H117V223H118ZM125 222H126V221H125ZM35 223H36V222H35ZM35 223H32V222H31V227L34 226ZM46 223H47V222H46ZM74 223H75V222H74ZM77 223H78V222H77ZM79 223H80V222H79ZM117 223H116V224H117ZM121 223H122V227H120V228L125 232L126 229H125V228L123 229V225H124V227H125V225H126V228H127V227H128V226H127V222H126V224H123L124 222H121ZM121 223H120V224H121ZM133 223H136V224H135V225H136L135 228L137 229V232H136L137 234L135 233V234H136V235H135L134 232L132 231V230L134 229V227L131 228V231H132L133 233H132L131 231H129V229H128L129 232L126 231V232H128V233H126V234L128 235L129 238H132V237L134 238V240H132V242H133V241L136 242V241H135V240H136L135 237H137L139 234L144 233L146 230H147V231L145 232V235H147L148 237H149L150 235H149V234H146V233H149V232L152 233V232H153V231H151V230H149V232H148L147 225H146V227H145L146 230H144V229H143L144 227L141 226V227H142L141 229H143L144 231L141 232V233H139L141 229L139 230L137 226H138V224L140 223V221H138V222H137V221H136V222L134 221ZM261 223H262V222H261ZM32 224H34V225H32ZM36 224H37V223H36ZM55 224H58V223L56 222ZM55 224H54V226H55ZM61 224H62V223H61ZM61 224H60L59 226H61ZM97 224H98V226H97ZM107 224H108V223H107ZM118 224H119V223H118ZM120 224H119V226H120ZM175 224H177V223H175ZM189 224H188V225H189ZM230 224H231V223H230ZM37 225H39V224H37ZM37 225H36V226H37ZM41 225H42V224H41ZM80 225H81V224H80ZM80 225H79V226H80ZM110 225H109V226H110ZM130 225H129V226H130ZM135 225H133V226H135ZM140 225H142V224H140ZM153 225H154V224H153ZM180 225H181V224H180ZM245 225H247V226H245ZM262 225H263V224H262ZM56 226H58V225H56ZM56 226H55L54 228H55V229L57 228L56 230H57V233H58V234L56 233V231L54 232L55 229L53 230V229L51 228V231H53L54 233H49L50 235H52V236H53V235H58V236H59L60 231H61L62 228H63V227H62L63 224H62V226H61V230H60V231H59V229H58L59 227H56ZM64 226H65V225H64ZM69 226H70V227H69ZM76 226H77V228H76ZM93 226H95V228H94ZM96 226H97V227H96ZM99 226H100V227H99ZM104 226L106 227V225H104ZM109 226L107 225L108 228L106 227L108 230H105V229H104V230H105V231L103 232L104 234H102V232H101V233L99 232L100 234L103 235L102 237L100 236V234L98 235V232H97L96 235H98L99 238H98V237L94 238L95 241H96V239L98 238V240L95 242V244H93L94 242H92L91 240H90V243L87 242L88 239L85 238V239H86L85 242H87V245H86L85 248H87V250H88V249H89L88 246H89L90 244H93L94 246L97 245V246H95V247H93V245H90V246H89V247L91 248V250L94 248L93 250L95 251V250H96L95 248L98 247V244H101V245H102L103 243H105V245H102V248L99 247V249L101 248L100 251L107 252V253L109 252V253H110V251L112 252L111 249H114V250H113V253H114L116 247H118L119 244H117V246H115L116 243H115V244L113 243V244H114V245H113L114 248H111L112 245L108 246V247H110V251H108L109 249H106V251H105V250H102V249H104V247L106 246V243H107V245H109L110 243L112 244L113 241H114V242L117 241V242L119 243V240H114V238H117V235H118V234H116V233H117V231L119 230V229H118L119 227H118V226H117L118 228L116 227L118 230H116V233H114V231H115L116 228H114V229L112 228V229H111V228H109ZM175 226H176V225H175ZM49 227H50V226H49ZM52 227H53V225H52ZM68 227H69V230H67ZM150 227H151V226H148V228H150ZM178 227H180V226L178 225ZM218 227H219V228H218ZM238 227H240V228H244V229L248 228L249 231H248V233H247V232L244 233L246 230H245V231L243 230L244 232H242L241 229L238 228ZM35 228H37V227H35ZM78 228H79V229H78ZM93 228H94V229H93ZM128 228H130V227H128ZM139 228H140V226H139ZM151 228H152V230L154 229V227H151ZM151 228H150V229H151ZM176 228H177V226H176ZM214 228H215V231H214L215 233H216V231H218V232L216 233V234H217L216 236H213V235H215L214 232H213V229H214ZM38 229H39V227H38ZM70 229H71V230H70ZM74 229H75L76 231H74ZM77 229H78V230H77ZM99 229H98V231H101L103 228L100 229V230H99ZM177 229H178V228H177ZM239 229H240V231H238ZM262 229H263V228H262ZM4 230H5V229H4ZM35 230H37V229H34V228H33V231H35ZM122 230H121V231H122ZM138 230H139V231H138ZM260 230H261V229H260ZM85 231H84V232H85ZM92 231H93V232H92ZM102 231H103V230H102ZM123 231H122L121 233H123ZM134 231H135V230H134ZM155 231H156V230H155ZM181 231H182V232H186V234H184V235L182 236V234H181L182 232H181ZM221 231H220V232H221ZM224 231H225V230H224ZM224 231H222V232H224ZM227 231H228V230H227ZM255 231H257V229H255ZM258 231H259V230H258ZM258 231H257V232H258ZM262 231H263V232H262ZM262 231H260L262 234H261L260 232H258L259 234H261V235L259 236L260 239H259V238L256 239L257 241H258V240H262V242L260 241L261 244L264 242V238H263V237H264V236H263L264 230H262ZM75 232H77V233H75ZM94 232H95V233H94ZM130 232H131V233H130ZM159 232H161V231H158V232H157V236L159 235ZM176 232H177V233H176ZM239 232H240V233H244L245 235L243 234V235H244V236H243V235L239 234ZM80 233H82V234H80ZM89 233H90V234H89ZM118 233L121 234L120 231H119ZM154 233H155V232H154ZM154 233H152V235H153V237L155 238L156 234H155V236H154ZM163 233H164V232H163ZM163 233H161V234H163ZM165 233H166V232H165ZM165 233H164V234H165ZM169 233H171V232H169ZM174 233H173V234H174ZM227 233H229V231H228ZM227 233H226V234H227ZM74 234H75V235H74ZM79 234H80L81 236H79ZM114 234H116V235H114ZM129 234H131V235H129ZM132 234L135 235V237H134ZM166 234H167V236H168V238H169L170 236L168 235V232H167ZM180 234H181V235H180ZM220 234H221V233H220ZM224 234H225V233H224ZM30 235H31V234H30ZM30 235H26V237H27V236L29 237ZM64 235H65V236H64ZM73 235H74V236H73ZM82 235H84V236H82ZM89 235H90L91 237H89ZM122 235H123V236H122L123 238H125V237L127 236V235H126V236L124 237L125 233L122 234ZM143 235H144V234H143ZM145 235H144V236H145ZM170 235H172V234H170ZM207 235H212L213 237H210V236H207ZM227 235H228V234H227ZM21 236H22V235H21ZM21 236H20V238H19V242L23 241V239H24V240H28V239H29L27 243H26V242L24 243V241L21 242V243H23V245H26V247H27V245H28L32 240H33V242H31V243H33V245H32V244H29V245H32V246L35 245V243H34L35 238H33V239L30 241V239L32 238L31 236H30L28 239H26L25 237L22 239L23 236H22V237H21ZM52 236H51V237H52ZM60 236H61V235H60ZM63 236H64L65 239L63 238ZM77 236L75 237L76 239H77ZM114 236H115V237H114ZM118 236H119V235H118ZM141 236H142V235H141ZM141 236H138V237H141ZM147 236H146V237H147ZM167 236L165 237V236L162 235V238L165 237V239H166ZM180 236H182L183 238L180 237ZM231 236H233V235H231ZM231 236H229V237H231ZM67 237H69V238H67ZM119 237H120V236H119ZM119 237H118V239H119ZM148 237H147L146 239H149ZM159 237H160V238H157V237H156V238H157V241H152L154 245L152 244V242H151V243L149 242V240H152V239H149L148 242L150 243L151 246L153 245L152 247L156 246V247H157V250L161 251L159 254L162 253L163 255H166L165 258H167V256H168L169 254L171 255V257L174 258L175 256H172L173 254H172L171 252L169 253L170 250H168V249H169L170 247H167V246H169V245H167V244H168L167 242H169L168 238H167V242H166V240H164V238H163V241H164L163 243L165 244V242H166V245H164V246L167 247V248H164V247L162 246V248H164V249H163V250H162V249L160 250L161 247L159 246V249H158V245L156 244V242H157L158 244H160V245L162 244V240H161V243H160V239H162V238H161L160 235H159ZM254 237H255V236H254ZM80 238H79V239H80ZM144 238H145V237H144ZM144 238H143V239H144ZM150 238H152V236H150ZM156 238H155V240H156ZM175 238H176V240H175ZM232 238H233V237H232ZM238 238H236V239L234 238L236 241H235V240L233 241V239H229L228 242L226 241L228 244L225 245V244H226V243H225L224 245H225V246H228V247L225 248V249H226L225 252H228V254H227V253H224V256H225V257L222 255V256L224 257V259L222 258L223 261L221 260L222 262H220V263H223V264H238V261L241 262L242 259H243L242 257H243L244 255H245V258H246V255H247V254H246V251L244 250L245 252H243L242 250H243L244 248H243V249L240 248V247H242V245H243L242 242H240V243L242 244V245L239 247L240 250L237 251L238 248H237L236 246H237L238 244L235 243V242H237V239H238ZM252 238H253V239H252ZM37 239L40 240L41 238H40V239L37 238ZM51 239H52V238H50V241H52ZM55 239H57V238L55 237ZM66 239H67V240H66ZM79 239H78V240H79ZM126 239H127V238H126ZM138 239H140V238H137V240H138ZM169 239H170V238H169ZM171 239H170V242H172ZM239 239H238V240H239ZM17 240H18V239H17ZM17 240H16V241H17ZM20 240H21V241H20ZM42 240H44V239H42ZM42 240H41V241H42ZM46 240H47V239H46ZM64 240H66L65 242L68 241V243H65ZM120 240H121V238H120ZM123 240H125V239H123ZM123 240H122V241H123ZM158 240H159V241H158ZM231 240H232L235 244L232 243ZM247 240H246V241H247ZM36 241H37V240H35V242H36ZM41 241H38V242H41ZM47 241L49 242V239H48ZM71 241H72V239H71ZM71 241H70V243H72ZM82 241H83V240H81V241H79V242H82ZM127 241H128V240H127ZM138 241H139V240H138ZM140 241L143 242L142 240H140ZM140 241H139V242H140ZM145 241H146V240H145ZM145 241H144V244H147V246H148V242L145 243ZM239 241H240V240H239ZM246 241H245V242H246ZM249 241H247V243H251V242H249ZM254 241H255V240H254ZM254 241L252 242V244L255 243ZM45 242H46V241H45ZM45 242H44V244H45ZM109 242H110V243H109ZM123 242H124V241H123ZM123 242H122V244H123ZM125 242H126V241H125ZM154 242H155V243H154ZM218 242H219V241H218ZM62 243H63V245H62ZM88 243H89V244H88ZM108 243H109V244H108ZM120 243H121V241H120ZM136 243H137V242H136ZM212 243H213V242H212ZM14 244H15V242H14ZM37 244H38V243H37ZM37 244H36V245H37ZM47 244H48V243H47ZM47 244H46V245H47ZM122 244H121V245H122ZM126 244H127V243H126ZM144 244H142V245H144ZM169 244H170V243H169ZM215 244H216V243H215ZM217 244H218V243H217ZM236 244H237V245H236ZM255 244H257V243H255ZM261 244H260V245H261ZM40 245H41V244L38 245V248L40 247ZM79 245H82V243H80ZM121 245H120V247H121ZM123 245H124V244H123ZM135 245H136V244H135ZM138 245H139V243H138ZM140 245H141V243H140ZM140 245H139V246H140ZM150 245H149V246H150ZM244 245H245V244H244ZM258 245H259V244H258ZM17 246H18V244L16 245V249H14L13 251L16 252L17 249H18V251H19V250L21 251V248H20V247H22V245H20V243H19V246H18V247H17ZM57 246H58V247H57ZM83 246H85V245H83ZM147 246H146V248H147ZM149 246H148V247H149ZM212 246H213V247H212ZM234 246H235V247H234ZM34 247H35V248H34ZM34 247H32V248L35 249V250H33V252H32V249H30L31 246H29V248H27V249H30L29 252L34 253V252L38 249V248L36 249L37 246H34ZM60 247H59V249H62V247H61V248H60ZM71 247H74L73 244H71ZM92 247H93V248H92ZM106 247H107V246H106ZM106 247H105V248H106ZM144 247H145V245H144ZM144 247H143V248H144ZM214 247H215V250H216L215 252L217 253V254H215V255H214L215 252L213 253V249H214ZM23 248H25V246H24ZM40 248H41V247H40ZM45 248H46L45 251H47V246H46ZM54 248H53L52 252L50 253L51 255H52L53 252H54ZM63 248H64V247H63ZM123 248H124V247H123ZM125 248L127 249L126 245H125ZM146 248H144V249H146ZM149 248H150V247H149ZM182 248H184V249H182ZM221 248H222V247H221ZM223 248H224V246H223ZM223 248H222V249H223ZM254 248H255V247H254ZM12 249H13V246H12ZM12 249H11V250H12ZM42 249H43V250H42ZM48 249H49V247H48ZM51 249H52V248H50V251H51ZM59 249H57V253H56V254L54 253V255H56L55 257H57V254H58V250H59ZM64 249H65V248H64ZM99 249H97L96 251L98 252ZM141 249H142V248H141ZM154 249H155V247H154ZM154 249H151V250L153 251ZM165 249L168 250V253H169V254H168L167 252H165V253H167V254H165V253L162 252V251H164ZM225 249H224V250H225ZM245 249H246V248H245ZM261 249L263 250V248H261ZM25 250H26V248H25ZM25 250L23 249V252H24ZM41 250H42V253H43V252H44V248H41ZM65 250H66L67 253L65 252ZM65 250H64V252H65L66 254H63V255H60V256H61V257H62V256L64 257V256L66 255V256L64 257V259H66V260L62 259L63 257L61 258V257L58 255L61 259H60L59 257H57V258H58V261H57V260H54V261L57 262V264H58V263H63V264H64V261L66 262L68 257L73 258L72 256H69V252H68L67 248H66ZM89 250H90V249H89ZM89 250H88V251H89ZM91 250H90V251H91ZM93 250H92V251H93ZM118 250H119V247H118ZM157 250H154V251H157ZM220 250H221V249H220ZM227 250H228V251H227ZM18 251H17L16 253L13 252L12 255H13V256H14L15 254L17 255ZM48 251H49V250H48ZM62 251H63V249H62ZM62 251H61V253H62ZM100 251H99V252H100ZM116 251H117V250H116ZM120 251H121V250H120ZM120 251H119V252H120ZM122 251H123V250H122ZM124 251H125V250H124ZM124 251H123V252H124ZM171 251H172V250H171ZM256 251H257V250H256ZM27 252H28V250H26L24 253H27ZM39 252H41V251H39ZM97 252H95V253H97ZM117 252H118V251H117ZM117 252H116V253H117ZM209 252H210V253H209ZM220 252H222V250H221ZM223 252H224V251H223ZM223 252H222V253H223ZM237 252H239V253L242 252L243 254H244V253H245V254L242 255V254L240 253V254L242 255V257H241L239 253L237 254ZM252 252H253V250H252ZM7 253H8V252H7ZM42 253H39V254H38V252H35V254H34L33 256H36V254H37V256L40 258V260L38 259V257L36 258V260L38 259L39 261L44 260V259H41V257L44 258L45 256H46V257L49 256V255H48L49 252H45V253H44L45 256L40 255V254H42ZM47 253H48V254H47ZM109 253H108V254H109ZM150 253H152V252H150ZM258 253H259V252H258ZM19 254H21L22 256L25 255V254L23 255L21 252H20ZM30 254H31V253H30ZM59 254H60V253H59ZM67 254H68V255H67ZM70 254H71V253H70ZM92 254H94V253H92ZM105 254H106V253H105ZM123 254H124V253H123ZM162 254H161V256H162ZM225 254H227V255H225ZM255 254H256V253H255ZM12 255L10 254L9 257L7 256V259H6V260H3V259H2L3 261H2V262L0 261V264H14V263H13L14 259L17 258V259H15V260L17 261V260H18V257H16V255H15V256H14L15 258L13 257V258H14V259H13V258L11 257ZM21 255H20V256H21ZM26 255H27V254H26ZM28 255H29V254H28ZM47 255H48V256H47ZM51 255H50V256H51ZM118 255H120V254H118ZM170 255H169V256H170ZM211 255H212V257H211ZM20 256H19V259H20ZM156 256H157V254H156ZM158 256H159V255H158ZM178 256H177V258H178ZM239 256H240V257H239ZM253 256H254V255H253ZM28 257H29V256H27V258H28ZM55 257H53V259H54ZM111 257H112V256H111ZM171 257H168L169 260H170ZM247 257H248V255H247ZM21 258H22V257H21ZM23 258H25V257H23ZM29 258H30V257H29ZM29 258H28V259H29ZM57 258H56V259H57ZM152 258H153V259H152ZM152 258H151V259H152L151 261L154 260V257H152ZM168 258H167V259H168ZM173 258H172V259H173ZM177 258L175 257V258H174L175 260L173 259V262H175V263L177 262V264H178V262H179L180 260H179V258H178V259H177ZM239 258H240V260H239ZM245 258H244L243 260H244L245 262H249V259H250V258H248V261L245 260ZM28 259L25 258L23 261L26 263V260L28 261ZM47 259H49V261H50V258H46V261H45L46 263L48 262ZM53 259H52V260H53ZM59 259H60V260H59ZM159 259H160V258H159ZM167 259H165V260H167ZM176 259H177L178 261H177ZM215 259H220V258L217 257V258H215ZM21 260H22V259H20L19 261L21 262ZM29 260H30V259H29ZM62 260H63V261H62ZM72 260H73V259H72ZM124 260H125V259H124ZM149 260H150V259H149ZM155 260H156V259H155ZM155 260L153 261V262H155V264H156V263L159 264V262L162 263V261H159V260H158V261H159V262H158V261L156 260V261H157V262H156ZM169 260H167V261L171 263L172 261H171V260L169 261ZM61 261H62V262H61ZM120 261H121V260H120ZM120 261H119V262H120ZM151 261H150V263H151ZM250 261H251V260H250ZM14 262H15V261H14ZM20 262L17 261L16 263H20ZM33 262H34V261H33ZM45 262H44V261H43V262H38V261H37V262H35V263H36V264H40V263L43 264V263H45ZM50 262H51V261H50ZM50 262H48V264H49ZM56 262H55V263H56ZM72 262L74 263V261H72ZM72 262H71V263H72ZM119 262H118V264H119ZM123 262H124V261H123ZM125 262H126V261H125ZM125 262H124V263H125ZM141 262H142V264H143V261H141ZM146 262H148V263H146ZM146 262H144V264H150L148 260H146ZM153 262H152L151 264H153ZM73 263H72V264H73ZM120 263H122V262H120ZM126 263H127V262H126ZM126 263H125V264H126ZM241 263L243 264L244 262L242 261ZM21 264H23V263H21ZM31 264H32V263H31ZM74 264H75V263H74ZM112 264H115V263H112ZM122 264H123V263H122ZM127 264H129V263H127ZM130 264H131V263H130ZM132 264H134V263H132ZM138 264H139V263H138ZM140 264H141V263H140ZM164 264H165V261H164ZM166 264H167V262H166ZM171 264H172V263H171ZM179 264H180V262H179ZM216 264H218V263H216ZM245 264H246V263H245ZM247 264H249V263H247Z\"/></svg>",
	"mask_w": 264,
	"mask_h": 264
},
{
	"label": "crops",
	"instance_id": "obj_3",
	"mask_svg": "<svg viewBox=\"0 0 264 264\" xmlns=\"http://www.w3.org/2000/svg\"><path fill=\"white\" fill-rule=\"evenodd\" d=\"M120 1L121 0H119L118 3L122 2ZM129 1L126 0L125 2L127 3ZM136 1L140 2L142 0H136ZM147 1L148 0H146L145 2ZM174 1L177 2L178 5V11H177L178 14H180V16H182L184 19L190 20L193 26L199 29L198 31L199 37L198 39H196V41L198 43L200 42V45L204 43L203 50L209 49V52L208 50L207 52L204 50L205 52L202 51V53H198L197 56L194 54L193 58L191 57L192 59L188 58L182 65H179L176 68L181 71L183 70L190 72L195 77V79L192 82V86L194 87V90L199 87H201L199 89L202 90L203 88L202 86L210 79L208 77L210 75L212 76V74H209V71L210 72L217 71L219 73L218 75L219 77L216 76L217 85H218L217 87L218 88L222 87L226 89L224 95L236 92L241 96L243 95L245 97L247 96V98L250 100L253 99L252 101L256 102V115L258 121V122L256 121L257 128L255 135L258 137L259 140L257 139L258 141L257 140L256 141L259 142L260 138L261 139L263 138L262 139L263 141L262 140L261 141L264 143V55L260 54L258 51L253 50V47L249 46V45H257L258 44L257 40L259 39L260 34L264 33V17L263 16L260 17V18L263 17L260 22L262 24L260 25L262 27V32L256 34V38H257L256 40L253 34H251L252 30L250 28L251 26L250 24L254 23L253 21L254 18L252 17L253 14L251 15V13L253 12L251 11L252 10L251 4H253V0H250V2L249 0H247V2H245V0H234V1L233 0H174ZM260 1L261 3L264 4V0H260ZM130 5H135V4L125 5V8H131L132 6ZM262 14H264V12ZM217 39L220 42L223 41L222 44L225 47L224 48L222 46L221 48L222 51L220 50L219 52H218V48H216L217 46L215 43ZM213 42L215 46H212ZM212 49H214V51L216 50L217 52H215L214 54V51ZM203 53L205 54V56ZM200 54L201 56H199ZM232 57L235 59L236 63H234L233 61L234 59ZM219 58L221 60H219ZM222 59L225 61L224 65L225 66L227 65L226 67H223L224 65L223 63H221ZM217 66L220 69H218ZM218 70H220L221 72ZM226 75H229L227 76V78L229 79L226 78ZM228 80L229 82L231 81V83L233 84H229ZM203 82L205 83L203 84ZM227 87L229 89H227ZM181 92H179V95L182 94L184 91L182 93ZM185 93H186V95L184 94L185 97L183 95H180L183 96L180 97L177 93L178 97L176 94H175L176 96L173 94L174 97L171 96L170 98L171 99L173 98L175 100L177 97V99L179 100L181 98V101L188 100L190 98L188 96L189 94L187 95V92ZM250 96L251 98H249ZM195 100L196 98H194V101ZM261 135H263V137H261Z\"/></svg>",
	"mask_w": 264,
	"mask_h": 264
},
{
	"label": "clouds",
	"instance_id": "obj_4",
	"mask_svg": "<svg viewBox=\"0 0 264 264\" xmlns=\"http://www.w3.org/2000/svg\"><path fill=\"white\" fill-rule=\"evenodd\" d=\"M247 2V0H245ZM253 47V50L258 51L260 54L264 55V33H261L258 39L257 45H249Z\"/></svg>",
	"mask_w": 264,
	"mask_h": 264
}]
</instances>
